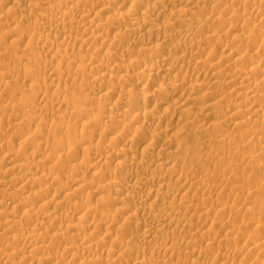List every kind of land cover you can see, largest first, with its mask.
Returning <instances> with one entry per match:
<instances>
[{"label": "rangeland", "instance_id": "374dc122", "mask_svg": "<svg viewBox=\"0 0 264 264\" xmlns=\"http://www.w3.org/2000/svg\"><path fill=\"white\" fill-rule=\"evenodd\" d=\"M2 1V2H1ZM36 1L38 3H36ZM45 1V2H44ZM49 1V0H48ZM53 2L55 0H52ZM61 1L62 0H56L55 2H59V5H61ZM64 1V0H63ZM62 1V2H63ZM75 1V3H73ZM80 2L77 3V0H72V4L73 5H77L79 6L80 9H83V10H86L88 9L90 12V14H92V17L90 18H87L86 20H84L82 22V20L80 19V17H75L72 21L70 20L69 22L71 23H63L65 24L66 26H62V22H58V21H54L52 19V22L51 20L49 19H46L43 16H39V13L43 12L44 14L45 13H49L51 12L54 8L53 11H57L58 8L60 9H66L67 6L66 4L63 2L62 3V7H56V3H52L51 0H50V3H47V0H43L41 2V0H0V21H8L7 23H5L6 25L4 27H0V46L2 47L4 44H6V49H8L6 51V49H4L2 47V51L3 49L5 50V53L3 51L0 50V70H2L1 72L3 73V71H5V73H8V76L10 74V76H14V78H10L9 79H5L4 80V83L3 80L0 79L1 81V84H0V87L4 88V90L2 91V89H0V97H2L0 99V108H2L0 110V114H2V117L5 116V119L1 117L0 115V118H2L3 120H1L0 122V129L3 130L4 133H2L3 135L0 134V229L2 227V224L3 222H7L8 223V218L9 216L11 217L10 218V221H13V219L15 220L14 223H10V226H13L11 227L12 229L8 228L7 230H9L10 233H12L13 235H16L20 232H22L21 234L19 233V235H24V236H27L31 233H36V231L39 229V231H37L38 233H42L40 234V237L38 239V242L41 244L38 245V247H36L35 249L31 246V248L29 247L30 245H28V250L25 248L26 246L24 245L23 242H19V244L15 241H13L12 239H9V238H12V234L8 233L6 234L4 232V229L3 228L2 230H0V250H3V254L8 252L9 249L13 248L15 249V251L13 249V251H9L8 253L6 254H2L0 255V260L2 261L1 263H3L5 260H7V257L9 259H14V262L16 261V263H20L21 262V258H22V263L21 264H29L30 262L28 261H25L23 259V254H24V258L27 257V256H34L35 258H40V257H44L46 258L47 256L52 258V260L49 262V264H81V262H84V259L85 261L88 260V263L89 264H140V261H141V264H147V263H150V261L152 260H155L158 261V264H164L163 262H167V264H264V139L262 138V134L257 136V135H253L251 134L250 132V129L251 131H253L255 128H257L259 131H264V114H260L261 116H259V114L255 115V112L252 114L251 113V109L253 108H256V110H259V108L262 110L264 109V99H261V98H264L263 97V93L264 91H262V89L264 90V80L262 79L264 76V2H261L260 3V0H241L239 2V0H221V3H219L220 1L219 0H210V1H206V0H113L111 2V4H107L105 3V8L102 7L104 4L102 2V0L98 1V3H96L97 1L96 0H91L89 2H87L85 0H78ZM137 1V2H136ZM144 1V2H143ZM174 4H173V2ZM188 1V2H187ZM191 1V2H190ZM213 1V2H212ZM219 1V2H218ZM263 1V0H261ZM44 2V3H43ZM87 2V3H86ZM101 2V3H100ZM171 2V3H170ZM191 4H190V3ZM199 2V3H198ZM203 2V3H201ZM205 2H208L205 4ZM215 2V3H214ZM217 2V3H216ZM223 2V3H222ZM252 4V6L249 4V3ZM257 2L259 4H257ZM52 3V4H51ZM77 3V4H76ZM86 3V4H85ZM90 3V4H89ZM100 3V5H98ZM115 3V4H113ZM134 5H133V4ZM142 3V4H141ZM148 3V4H147ZM153 3V4H151ZM183 3V4H182ZM188 3V4H187ZM197 3V4H196ZM219 3V5L217 6V4ZM257 5H256V4ZM38 4V5H37ZM44 4V5H43ZM51 4V6H50ZM55 5V6H52V5ZM79 4H82L81 6ZM97 8L96 7V5ZM202 4V5H201ZM204 4V5H203ZM214 4V5H213ZM255 4L256 7H260L259 9L255 7ZM263 4V5H262ZM36 5V6H35ZM58 5V6H59ZM71 5V4H70ZM69 5V6H70ZM85 5V7H84ZM95 5V6H94ZM132 5V6H131ZM164 5V6H163ZM187 5V6H186ZM199 5V6H198ZM210 5V6H209ZM49 8H48V7ZM149 6V7H148ZM151 6L153 8H151ZM184 6V7H183ZM192 6V7H191ZM36 7V8H34ZM47 7V9H46ZM51 7V8H50ZM95 7V8H93ZM103 11H102V8ZM132 7V8H131ZM149 9H148V8ZM155 7V8H154ZM162 7V8H161ZM53 8V9H52ZM111 8V9H110ZM137 9L136 10V15L134 16V19H130V18H127L126 16L124 15H129V12L133 11L134 9ZM189 8V9H188ZM193 8V9H192ZM262 8V9H261ZM34 10V12L32 10ZM49 9V10H48ZM52 9V10H51ZM129 9V10H128ZM177 9V10H176ZM183 9V10H182ZM258 9V10H257ZM25 10V11H24ZM47 11V12H44V11ZM51 10V11H50ZM98 10L102 11V14L101 16H97L98 18V22H100L99 25H101L102 27H105L102 29V34L99 32L97 33H100V34H96V32L94 33V31H97V29L94 27V29L92 28H89V20H95V13L94 12H98ZM107 10V11H105ZM146 10V11H145ZM173 10V11H172ZM183 12H182V11ZM31 11V12H30ZM82 11V10H81ZM105 11V12H104ZM178 11V12H177ZM181 11V12H180ZM195 13H194V12ZM36 12V13H35ZM120 12V13H119ZM143 12V13H142ZM146 12V13H145ZM258 12V13H257ZM20 13V14H19ZM38 13V14H37ZM107 13V14H106ZM125 13V14H124ZM128 13V14H126ZM178 13V14H176ZM187 13V14H186ZM29 14V15H28ZM32 14V15H31ZM183 15V16H180V15ZM191 14V15H190ZM257 14V15H256ZM117 15V16H116ZM121 15V16H120ZM123 15V16H122ZM185 15V16H184ZM193 15V17H192ZM195 15V16H194ZM218 15V16H216ZM223 15V16H222ZM24 16V17H23ZM37 16V18H35ZM107 16V17H106ZM173 16V17H172ZM176 16V17H175ZM190 16V17H188ZM198 16V17H197ZM210 16V17H209ZM216 16V17H215ZM221 16V17H219ZM6 17V18H5ZM7 17H10V18H7ZM27 17V18H26ZM122 17V18H121ZM126 17V18H125ZM175 17V18H174ZM178 17V18H177ZM182 17V18H180ZM185 17V18H184ZM210 19H208V18ZM224 17V18H223ZM93 18V19H92ZM106 18V19H105ZM111 18V19H110ZM117 18V19H116ZM184 18V20H183ZM194 18V19H192ZM205 18V19H204ZM213 18V19H211ZM216 18V19H215ZM26 19V20H25ZM44 19V20H43ZM97 19L93 20V24L95 26H98V22ZM105 19V20H104ZM113 19V20H112ZM146 19V23L147 25L145 24L144 27H139L140 28V31L138 29V34L134 35L133 34H130L131 36H125L127 35L128 33H125V32H128L129 30H131L134 26H140V24H137L139 20H144ZM171 19V20H170ZM175 19V20H174ZM201 19V20H200ZM204 19V20H203ZM215 21H212L214 20ZM220 20V21H217ZM245 19V20H243ZM12 20V21H11ZM36 20L38 22H36ZM46 20H48L46 22ZM122 20V21H121ZM136 20V21H135ZM189 20V21H187ZM25 21V22H24ZM50 21V22H49ZM185 21H187L185 23ZM191 21H197L195 24H192ZM202 21V23H201ZM210 23H209V22ZM30 22V23H29ZM43 22H46L48 24H45ZM67 22V21H66ZM108 22V23H107ZM127 22H129L127 24ZM134 22V23H133ZM151 22V23H150ZM155 22V23H154ZM190 22V23H189ZM205 22V24H204ZM23 26H22V24ZM43 26H42V24ZM96 23V24H95ZM101 23H104V24H101ZM123 23V24H122ZM158 25H157V24ZM200 23H201V26H200ZM31 24V25H30ZM41 24V25H40ZM58 24V25H57ZM85 24V25H84ZM107 24V25H106ZM110 24V25H109ZM114 24V25H113ZM132 24V25H130ZM137 24V25H136ZM155 25V27L158 28V31H153L151 32V30L149 31V27L152 26V25ZM185 24V25H184ZM194 26H192V25ZM203 24V25H202ZM8 25V26H7ZM47 25L52 29H49V27H47ZM53 25V26H52ZM60 25V26H59ZM68 25V27H67ZM121 25V26H120ZM130 27H129V26ZM211 25V26H210ZM261 25V26H260ZM7 26V28H6ZM20 26V27H19ZM46 26V27H44ZM58 26V27H57ZM87 26V27H86ZM108 26V27H107ZM127 26V27H126ZM160 26V27H159ZM256 26V27H255ZM16 27V29H15ZM18 27V28H17ZM42 27V28H40ZM55 27V28H54ZM58 29H57V28ZM62 27V28H61ZM65 27V30H67L65 33L62 32L63 28ZM194 28V29H191V28ZM200 28V29H197V32H196V28ZM205 27V28H204ZM209 27V29H207ZM38 28V30H37ZM44 28V29H43ZM67 28V29H66ZM72 30H71V29ZM113 28V29H112ZM120 28V30H119ZM179 28V29H178ZM215 28V30L213 29ZM255 31H254V29ZM6 29V30H5ZM9 29V30H8ZM14 29V30H13ZM18 29V30H17ZM53 29H56V31L53 32ZM70 29V30H69ZM88 29V30H87ZM92 29V31H91ZM160 29V30H159ZM188 29L190 30V32L192 33H187ZM13 30V31H12ZM17 30V31H15ZM37 30V31H36ZM51 30V32L49 31ZM58 30V34L56 33ZM63 30V31H65ZM69 30V31H68ZM127 30V31H126ZM187 30V31H186ZM194 30V31H192ZM218 30V32H217ZM9 31V32H7ZM120 31V32H119ZM123 31V32H122ZM171 31V32H170ZM208 31V32H207ZM221 31V32H220ZM11 34V33H15L16 34V39L18 37V39L21 37L22 39H19L21 40L20 42L22 43H14V39L15 37H9L7 34ZM17 32V33H16ZM19 32V33H18ZM22 32V33H21ZM33 32V33H32ZM37 32L39 34H37ZM71 32V34H69ZM91 32V33H90ZM123 34H122V33ZM146 32V33H144ZM199 32V33H198ZM207 32V34L205 33ZM220 32V33H219ZM3 33V34H2ZM26 33V34H25ZM36 33V36H34ZM43 33V34H41ZM49 33V34H48ZM68 34L66 35L67 36V40H66V36L65 34ZM73 33V34H72ZM89 35H88V34ZM94 33V34H93ZM119 33V34H118ZM150 33V34H149ZM161 33V34H160ZM200 33L205 34L204 37L202 35H200ZM51 34V35H50ZM88 36H87V35ZM93 34V35H92ZM194 34V35H193ZM197 34V36H196ZM199 34V35H198ZM219 34V35H218ZM5 35V36H4ZM31 35V36H30ZM38 35H42V41L45 40V38L49 39V41L51 42V40L55 41V42H51V45L49 46H46L44 45L43 46H40V47H36V46H33L31 45L34 44L36 45V43L41 40L40 36ZM63 35L65 37H63ZM95 35V36H94ZM119 35V37L117 38V36ZM120 35H124L123 38L121 39L122 41H120ZM142 35V36H141ZM187 35V36H186ZM212 35V36H211ZM223 35V37H222ZM252 35V36H251ZM255 35V36H254ZM58 36V37H57ZM74 37V39L72 37ZM76 36V37H75ZM77 36L79 38H82V37H85L83 38L85 40L84 43H81V45L75 41V38H77ZM94 36V38H93ZM98 36V37H97ZM102 36V37H101ZM146 36V37H145ZM196 36V37H195ZM199 36V38H198ZM247 36V37H246ZM36 37V38H35ZM39 37V39H38ZM45 37V38H44ZM49 37V38H48ZM71 37V38H70ZM90 37V38H88ZM137 37V38H136ZM186 37V38H185ZM190 37V39H189ZM216 39V40H214ZM218 37V38H217ZM221 37V39H219ZM255 37V38H254ZM5 40H4V39ZM36 40H34V39ZM65 38V40H64ZM89 40H88V39ZM117 38V39H116ZM130 38V39H129ZM145 38V39H143ZM165 38V39H163ZM171 38V40H170ZM180 38V39H179ZM193 38V39H191ZM211 38V39H210ZM226 38V39H224ZM243 39L242 43H240L241 40H238V39ZM253 40H252V39ZM3 39V40H2ZM38 39V41H37ZM68 39H69V43H68ZM72 39V40H71ZM91 39V40H90ZM112 39V40H111ZM124 39V40H123ZM179 39V40H178ZM204 39V40H202ZM207 39V41H205ZM213 39V40H212ZM259 39V40H258ZM62 40V42H61ZM74 40V41H73ZM106 40V41H105ZM116 40V41H114ZM130 40V41H129ZM194 40V41H193ZM199 42H197V41ZM212 40V41H211ZM245 40V41H244ZM249 40V41H248ZM254 41V44L256 43V45L254 46V44H252L251 42ZM13 41V43L11 42ZM71 41V42H70ZM88 41V42H86ZM109 41L111 42H117L119 45L115 46L113 49H106L107 46H105ZM133 41V42H132ZM163 41V42H162ZM169 41V42H168ZM172 41H174V43H172ZM176 41V42H175ZM192 41V42H191ZM202 41V42H201ZM211 41V42H210ZM217 41V42H216ZM229 43H227V42ZM7 42V43H6ZM46 42V44H50L48 42V40L44 41V43ZM76 42V44H75ZM121 42V43H120ZM171 42V44H170ZM220 42V43H219ZM3 43V44H2ZM13 47H11L12 45ZM30 43L29 47H28V44ZM89 43V44H88ZM110 43V42H109ZM138 43V44H137ZM158 43V49L156 47L153 48L152 50V47ZM160 43V44H159ZM193 43V44H192ZM199 43V44H198ZM201 43V44H200ZM2 44V45H1ZM21 46H20V45ZM65 44V45H64ZM76 46H74V45ZM197 44V45H196ZM212 44V45H211ZM226 44V45H225ZM249 44V45H248ZM251 44V45H250ZM262 44V45H261ZM16 45V46H15ZM70 45V46H69ZM124 45V46H123ZM153 45V46H152ZM172 45V47H171ZM174 45V46H173ZM177 47H176V46ZM180 45H184V47L182 48ZM187 45V46H186ZM200 47H199V46ZM214 45V46H213ZM220 45V46H219ZM228 45V46H227ZM231 45V46H230ZM4 46V47H5ZM27 46V47H25ZM69 46V47H67ZM93 46V47H92ZM144 46V47H143ZM151 48V52H153V54L155 55H158L160 57H163V56H168V57H180L182 60H183V63L182 65L184 66V68H194V72H195V75H197V79H199V81L202 80L203 84L202 85L203 87H201L200 89H192L190 90L188 88V85L187 86V89H186V93H192L193 94V97L195 96V99H196V102L193 104H191V108L187 110H183L182 109V104L181 103L182 101L180 100H177L175 98H178V95L174 96V97H171L170 95L166 94L165 92H163L162 94H160L163 90L158 88L160 83H162V76H166V78L164 80H166L165 82L167 83H170L169 81V76L171 78V75L169 74H166V71L163 70L162 67H159V70H160V76L161 78H155V79H151L153 80L152 82L149 81L147 78L145 79V77H141L138 81L136 79L134 80H128V82L124 80V76L129 74V73H136L138 68L134 66V64L130 63L129 60L131 59H146L148 60L149 64L151 67H156L159 65V61H156L157 58L155 55H153L150 51H148V49H146L147 47ZM178 46H179V49H178ZM198 46V47H197ZM223 46H226V47H223ZM233 46V48H231ZM252 46V47H251ZM0 47V48H1ZM31 47H35V49L31 48ZM43 47V49H41ZM51 47V48H50ZM59 47V48H58ZM69 48L68 51L66 48ZM96 47L98 49H96ZM117 47V48H116ZM130 47V48H129ZM197 47V48H196ZM220 47V48H219ZM229 47V48H228ZM263 47V49H262ZM26 48V49H25ZM50 48V49H49ZM56 48V49H55ZM64 48L66 49V52L64 50ZM76 50V51H73V49ZM88 48V49H86ZM95 48V49H94ZM100 48V49H99ZM105 48V49H104ZM127 50H126V49ZM140 48V49H139ZM142 48V49H141ZM177 48V49H175ZM188 48H190L188 50ZM204 48V49H203ZM219 48V49H218ZM224 48H225V51H224ZM12 49V50H11ZM33 49V50H32ZM37 49V51H36ZM60 49V50H59ZM64 50L63 52H59ZM72 49V50H71ZM80 49V50H79ZM117 49V50H116ZM121 49V50H120ZM132 49V50H131ZM207 49V50H206ZM210 49V50H209ZM228 49V50H227ZM11 50V51H10ZM17 50V51H16ZM27 50V52H26ZM51 50V52H50ZM87 50V51H86ZM91 50V51H90ZM95 50H100L101 54L98 59L102 58L103 60L100 61V62H106L107 60V66H100L99 63L97 65V67H93L90 71V70H87V71H78L77 69V72L75 74V71L77 67L79 66H83L84 64H87L89 61H92L93 60H96L97 58L95 57V55H99L97 54L96 52H94ZM107 50V54L105 53V51ZM112 50L114 51L112 53ZM140 50V52H138ZM142 50V51H141ZM147 50V51H146ZM157 50V51H156ZM177 50H180V51H177ZM187 50V52H186ZM197 50V51H195ZM205 50H206V53H205ZM217 50V52H216ZM220 50V51H219ZM227 50V51H226ZM234 51V53L232 52V54H230L231 52L230 51ZM237 50V52H236ZM259 50V51H258ZM9 51V52H8ZM19 51V52H18ZM23 51V52H22ZM24 51H25V54H24ZM33 51V52H32ZM44 51V52H43ZM71 51L72 52H75L74 54L72 53L71 54ZM110 51V53H109ZM117 51V52H116ZM131 53V51H133V53L129 54V52ZM147 53H145V52ZM191 51V52H189ZM201 51V52H200ZM219 51V52H218ZM224 51V53H223ZM13 55H12V53ZM17 52V53H16ZM54 52V53H53ZM81 52V53H80ZM116 52V53H115ZM151 53L153 56L151 58L150 54ZM183 52V53H182ZM189 52V53H188ZM204 52V53H203ZM227 52V53H225ZM230 52V53H229ZM236 52V53H235ZM241 54H240V53ZM258 54H257V53ZM10 53V54H9ZM16 53V54H15ZM24 54L25 57L24 59L21 58V54ZM29 53V54H28ZM41 53V54H40ZM63 53V55L65 56L63 59H56L55 58V54H61ZM72 56L68 55L69 54ZM83 53V54H82ZM94 53V54H93ZM96 53V54H95ZM142 53V54H141ZM157 53V54H156ZM223 53V54H222ZM261 55H260V54ZM15 54V55H14ZM88 54V55H87ZM90 54V55H89ZM111 55V56H116L117 55V59L118 57L120 56L119 60H117L116 62L118 63V61L121 63H123V67H116L112 64V60L111 58H109L108 56L106 55ZM116 54V55H114ZM122 54V55H121ZM126 54V55H125ZM209 54V55H208ZM219 54V55H218ZM244 54V55H243ZM19 55V58H21L20 60L18 59V56ZM75 57H74V56ZM93 55V56H92ZM109 55V56H110ZM148 55V56H147ZM222 55H225V57H227L226 55H228L227 58H225L224 60V56ZM233 55V56H232ZM240 55L244 56L243 57V60L241 59H238L240 57ZM248 55V56H247ZM252 55V56H251ZM12 58H11V57ZM40 56V57H39ZM43 56V57H42ZM54 56V57H52ZM67 56V58H66ZM84 56V57H83ZM110 56V57H111ZM135 56H138L137 58ZM150 56V57H149ZM186 56V57H185ZM237 56V58H236ZM251 56V57H250ZM28 57V58H26ZM39 57V58H38ZM82 57V58H81ZM86 57V58H85ZM93 57V58H92ZM108 57V58H106ZM189 57V58H188ZM197 57V58H196ZM221 57H223V60H221ZM249 57V58H247ZM256 57V59H254ZM259 57V58H257ZM54 58V60H53ZM67 60H66V59ZM88 58V59H87ZM96 58V59H95ZM125 58V59H124ZM131 58V59H129ZM196 58V59H194ZM201 58V59H200ZM261 58H262V61H261ZM27 59V60H26ZM70 59V60H69ZM83 59V60H82ZM203 61V62H209V63H214V61L217 62L219 61V63L217 64L218 66V69H217V72L218 73H215V74H219L218 76L216 75V77H212L214 78V80L211 78V75H212V71H208L207 69V72L203 69L202 65H201V62L199 61ZM217 61H216V60ZM252 59V60H251ZM12 60V61H11ZM24 60V61H23ZM33 60V61H32ZM38 60V61H37ZM64 60V61H62ZM69 60V62H67ZM205 60V61H204ZM214 60V61H213ZM221 60V61H220ZM240 60V61H238ZM256 60H258V62H255ZM23 61V62H22ZM29 61H32V62H29ZM35 61V63H34ZM52 61V62H51ZM127 61V62H126ZM156 61V62H155ZM251 61V62H250ZM28 62V63H27ZM40 64H39V63ZM72 64H71V63ZM115 62V63H116ZM198 62V63H196ZM207 62V63H208ZM250 62V64H249ZM255 62V63H254ZM63 63V64H62ZM82 63H84L82 65ZM196 63V65L194 64ZM252 63V64H251ZM254 63V64H253ZM256 63H257V66L259 67H263L261 71V73H257V72H251V75H247V86L244 85V88L241 90L242 92L244 91H247L248 89V86L253 87V88H256L257 87V91L258 93H260L262 96L260 98H258L256 101H255V106L253 107V103L250 105L247 103V100L244 98V96H242L236 89L238 88V86H240L241 84L240 81L243 80V78H240V76L237 78L235 77V68L237 67H240V66H243V67H240V68H251L252 66L255 67L256 66ZM34 65V67L32 68V65ZM41 66H39V65ZM49 64V65H48ZM52 64V68H51V65ZM68 64V65H67ZM101 64V63H100ZM109 64V65H108ZM112 64V65H110ZM127 64V65H126ZM215 64V63H214ZM220 64V65H219ZM249 64V65H248ZM30 66L29 68H26L28 66ZM45 65H48V67L50 66V69L47 71V69L44 68ZM56 65V66H54ZM71 65V66H70ZM78 65V66H77ZM126 65V66H125ZM194 65V66H193ZM221 65L224 67L222 69ZM23 66V68H22ZM62 66V68H61ZM75 66H77L75 68ZM251 66V67H250ZM56 67V68H55ZM58 67V72L57 71H54V69L56 70ZM68 67V68H67ZM74 70H73V68ZM104 67V68H103ZM107 67V68H106ZM198 70H197V68ZM221 67V68H220ZM11 68V69H10ZM40 68V70H39ZM42 68V69H41ZM70 68V69H69ZM96 68V69H94ZM133 68V69H132ZM171 68V67H170ZM246 68V69H247ZM22 69V71H21ZM36 71H34V70ZM108 69V70H107ZM184 69V70H185ZM220 69L221 72H220ZM239 69V68H238ZM236 69V70H238ZM71 70V71H69ZM73 70L74 74H69L71 73ZM106 70H107V73H106ZM136 70V71H135ZM30 73H33V75L31 76ZM33 71V72H32ZM40 71V72H39ZM49 71H51L49 73ZM67 71V72H65ZM225 71V72H223ZM233 71V72H232ZM0 72V73H1ZM11 72V73H10ZM13 72V73H12ZM35 72V73H34ZM52 72H54L53 74H51ZM78 72H80V74H78ZM84 72V73H83ZM95 72V73H93ZM200 72V74H199ZM263 72V74H262ZM29 73V74H28ZM68 73V74H67ZM104 73L106 75V77L104 78ZM209 73V75H207ZM233 73V74H232ZM36 74V75H35ZM55 74V76H54ZM67 74V75H66ZM85 74V75H83ZM97 74L98 75H102V78L98 81V82H94L95 80V77L94 79L92 78L93 76H95ZM125 74V75H124ZM199 74V75H198ZM205 74V75H204ZM29 77L28 79L25 77ZM30 75V76H29ZM58 75V76H56ZM73 75V76H72ZM77 75V76H76ZM124 75V76H123ZM169 75V76H168ZM194 75V76H195ZM233 75H235L233 77ZM37 76V77H36ZM62 76V77H61ZM84 76V77H83ZM87 76V77H86ZM92 76V77H91ZM96 76V77H97ZM123 76V77H122ZM229 76V77H228ZM250 76V77H249ZM30 77L31 80L30 81ZM34 77V78H33ZM54 77V78H53ZM75 77V78H74ZM200 77V78H199ZM209 77V78H208ZM60 78V79H59ZM194 78V77H193ZM211 78V79H210ZM220 80H219V79ZM228 78V79H226ZM232 78H234V81H231L233 80ZM15 79V80H14ZM18 79V80H17ZM27 79V80H26ZM53 79V80H52ZM76 81H74V80ZM79 79V80H78ZM124 81H123V80ZM196 79V78H194ZM222 79V80H221ZM226 79V81H225ZM252 79V80H251ZM6 80H11L14 84L10 83L9 81H6ZM91 80L92 83H91ZM119 80L123 81V83L121 84V82H119ZM136 80V81H135ZM144 80V81H143ZM215 80H218V81H215ZM250 80V81H249ZM6 81V83H5ZM18 81V82H17ZM29 81V82H28ZM35 81V82H34ZM81 81V82H80ZM88 81L91 83H88ZM115 81L113 84H114V87L116 86L117 87V84H118V87L115 89V88H112L113 85L111 84V82ZM135 81V82H133ZM210 81V82H209ZM216 83H214V82ZM224 81V82H223ZM230 81V83L228 82ZM255 83H253V82ZM259 81V83L257 82ZM8 82V83H7ZM17 82V83H16ZM42 82V83H41ZM45 82V83H44ZM51 82V84H50ZM83 82V83H82ZM94 82V83H93ZM144 82V83H143ZM213 82L214 84L212 85ZM256 82L258 83L257 86H254L256 84ZM10 83V85H9ZM36 84L34 86L35 90L36 88L43 92H39L38 90L36 92H38L37 94L39 95L37 98L35 96H37V94L35 93L34 89L32 88V85ZM81 83V85H80ZM96 83V84H95ZM112 85H110V84ZM119 83L121 84L119 86ZM127 83V84H126ZM129 83V85H128ZM159 83V84H158ZM211 83V85H210ZM226 83V84H225ZM233 83V84H232ZM263 83V84H262ZM12 84V85H11ZM37 84L41 85L40 86H37ZM53 84V85H52ZM89 84V85H87ZM95 84V85H93ZM125 84V85H124ZM131 84V86H130ZM139 87H143V92L142 91H138L137 94H130L129 93V89L128 88H132L137 86ZM231 84V85H230ZM235 84V85H234ZM250 84V85H249ZM9 85V87H7ZM31 85V86H30ZM50 85V86H49ZM87 85V86H86ZM97 85V86H96ZM109 85V86H108ZM217 85V87H216ZM238 85V86H237ZM30 86V87H29ZM43 86V88H42ZM86 86V87H85ZM93 86V88H92ZM107 86L108 87H111L109 88V90L107 89ZM123 86V87H121ZM125 86V87H124ZM211 86V87H210ZM237 86V87H236ZM246 86V87H245ZM259 86V87H258ZM6 87V88H5ZM45 87V88H44ZM49 87L51 88V90L49 89ZM84 89H83V88ZM88 87V88H87ZM209 87V88H208ZM214 87V89H213ZM236 87V89H234ZM243 87V85L241 86ZM8 88V89H7ZM15 88L17 90H15ZM25 88L26 90V93L24 91ZM28 88V89H27ZM32 91H29L31 89ZM42 88V89H41ZM83 90H82V89ZM140 88V89H141ZM7 89V90H6ZM19 89L23 90V91H20ZM61 90V93L59 94L60 96H58V98L60 99V101H62L63 99L64 100H67L69 99V101L71 100V103L72 105L74 104V106H72L71 104L68 106L67 104L64 105V106H61V105H57L56 103H58L57 100H59L58 98L57 99H43V98H46L44 97V94H49L50 96V93L52 94V92H55V90L57 91H60ZM64 89V90H63ZM105 91H104V90ZM107 89V90H106ZM111 89V90H110ZM204 89V90H203ZM234 89V90H233ZM260 89V90H258ZM12 90H14V92L12 93ZM49 90V92H48ZM200 90V92H199ZM211 90V91H210ZM16 91V92H15ZM20 91V92H18ZM28 91V93H27ZM34 91V92H33ZM85 91V92H84ZM106 91H110V93H106ZM193 91V92H192ZM236 91L239 93L237 94ZM260 91V92H259ZM263 93H262V92ZM7 92H11V94L9 95V93ZM21 92H23L21 95ZM32 92V93H31ZM66 92V93H65ZM146 92V93H145ZM225 92V93H224ZM1 93H4L1 95ZM7 93V94H6ZM34 93V94H33ZM80 95H79V94ZM165 93V94H164ZM199 93V94H197ZM43 94V96H42ZM77 96H76V95ZM146 94V95H145ZM205 94V95H204ZM222 94V96H221ZM4 95V96H3ZM15 95V96H14ZM92 95V96H91ZM130 95V96H129ZM133 95V96H132ZM225 95V96H224ZM22 96V97H21ZM34 96V97H33ZM67 96V97H66ZM132 96V97H131ZM151 96H154V97H151ZM168 96V97H167ZM15 97V98H13ZM25 97V98H23ZM40 97V98H39ZM74 97V98H73ZM129 97V98H128ZM135 97V98H133ZM148 97V98H146ZM159 97V98H158ZM198 97V98H197ZM39 98V99H38ZM68 98V99H67ZM94 98V99H93ZM132 98V99H131ZM137 98V99H136ZM221 98V99H220ZM34 99L37 101H34ZM75 99V100H74ZM78 99V100H77ZM120 99V100H119ZM130 99V100H129ZM160 99V100H159ZM175 99V100H174ZM194 99V101H195ZM243 99V100H242ZM245 99V100H244ZM261 99V100H260ZM12 100V101H10ZM14 100V101H13ZM17 100V101H16ZM45 100V101H44ZM56 100V101H55ZM63 100V101H64ZM124 100V101H123ZM133 102H132V101ZM144 100V101H143ZM149 100V101H148ZM151 100V101H150ZM159 100V101H158ZM162 100V101H161ZM242 102L246 105L248 104V108H250V110L248 109V111H246V113L244 115H241V114H238V113H233L235 112L234 111V107L239 103V102ZM15 101L17 103V105H20V104H23V105H20L22 106L21 108H23V106L26 104V106H24V109H23V113L24 112H27L29 113V115H31V119L30 116H25L24 114H17V115H14V111L11 109V111L9 112V106L11 105H14L15 104ZM39 101V102H38ZM47 101H49V104L47 103ZM51 101L54 103H52L53 105H51ZM59 101V102H60ZM80 101V102H79ZM131 101V102H130ZM139 101V102H138ZM246 101V102H245ZM259 103H258V102ZM21 102V103H20ZM23 102V103H22ZM30 102V103H29ZM45 102V103H44ZM65 102V101H64ZM128 102V103H127ZM136 102V104H135ZM148 102V103H147ZM159 102V103H158ZM161 102V103H160ZM12 103V104H11ZM80 103V105H79ZM118 103L120 105H118ZM124 103V104H123ZM145 103V104H144ZM147 103V104H146ZM156 103V104H155ZM216 103V105H214ZM220 103H221V106H220ZM242 103V104H243ZM5 104V106H4ZM34 104V105H33ZM37 104V105H36ZM45 104V106H44ZM48 104V105H46ZM127 104V105H125ZM129 104V105H128ZM142 104V105H141ZM214 108H213V106ZM217 104H219V108L217 106ZM236 104V105H235ZM257 104V105H256ZM261 104V105H259ZM3 105V106H2ZM9 105V106H8ZM88 105V106H87ZM131 105V106H130ZM147 105V106H146ZM155 105V106H154ZM233 105V106H232ZM240 105V104H239ZM237 105V106H239ZM32 106V108H31ZM36 106V107H35ZM42 106V107H41ZM44 106V107H43ZM52 106V107H50ZM63 110H62V108ZM105 106V107H103ZM132 106L135 108V109H132ZM145 106V107H144ZM212 106V107H211ZM217 106V107H215ZM228 108H225L227 107ZM258 106V107H257ZM6 107V108H5ZM9 107V108H7ZM28 107V108H26ZM40 107V109H39ZM49 107V109L47 108ZM54 107V109H53ZM81 107V108H80ZM113 107V109H112ZM121 107V108H120ZM142 107V108H141ZM148 107V108H147ZM233 107V108H232ZM263 107V108H262ZM31 108V109H29ZM35 108V109H34ZM38 108V109H37ZM52 108V109H51ZM61 108V109H60ZM86 108L88 110H86ZM118 108V109H117ZM124 110H129L127 111L126 113H124L123 109ZM139 108V109H138ZM212 108V109H211ZM222 108V109H221ZM7 110V113L6 112H3V110ZM9 109V110H8ZM27 109V110H25ZM47 109V110H45ZM83 109V110H82ZM117 109V110H116ZM204 109V110H203ZM211 109V110H210ZM214 109V110H213ZM216 109V110H215ZM226 109V110H225ZM4 110V111H5ZM25 110V111H24ZM33 110H37L36 113L35 111ZM48 110H50L48 112ZM79 110V111H78ZM82 110V111H81ZM138 110V111H137ZM147 110V111H146ZM181 110V111H180ZM208 110V111H207ZM232 110V111H231ZM13 111V113H12ZM30 111V112H29ZM43 111V112H42ZM62 111V112H61ZM78 111V113H77ZM81 111V113H80ZM86 111V112H85ZM111 111V112H110ZM132 111V112H131ZM205 113H204V112ZM227 111V112H226ZM229 111V112H228ZM6 114V115H4ZM69 112V113H68ZM77 114H76V113ZM119 112H123L122 114H120ZM149 112L150 114L149 115H152L149 117L150 121H148L149 119H145L144 115ZM153 112V114L151 113ZM156 112V114H155ZM253 112V110H252ZM31 113V114H30ZM40 113V114H39ZM71 113V114H70ZM74 113V114H73ZM86 113H89V114H86ZM119 113V114H118ZM158 113V114H157ZM208 113V114H207ZM226 113V114H225ZM12 114V115H11ZM38 116H36V115ZM44 114V115H42ZM128 117H126V115ZM139 114V115H138ZM207 114V115H206ZM230 114V115H229ZM232 114V115H231ZM235 114V115H234ZM247 114V115H246ZM80 115V116H79ZM90 115V116H89ZM100 117V118H98ZM234 115V116H233ZM252 115V117L250 116ZM22 118H21V117ZM25 116V118L23 117ZM33 116V117H32ZM36 118H35V117ZM62 116V117H61ZM75 116V117H74ZM78 118H77V117ZM84 116V117H82ZM244 118H243V117ZM16 117H19L18 119H16ZM38 117V118H37ZM122 117V118H121ZM141 117V118H140ZM154 117V118H153ZM255 117V118H254ZM262 117V118H261ZM8 118V120H7ZM9 118H12V119H9ZM34 118V120H33ZM44 118V119H43ZM90 118V119H89ZM97 118V120H95ZM119 118V119H118ZM131 118V119H130ZM161 118V119H159ZM240 118V119H239ZM243 118V119H242ZM252 118V119H251ZM254 118V119H253ZM257 118V119H256ZM259 118V120H258ZM42 119V120H41ZM46 119V120H45ZM77 119V121H76ZM88 119V120H87ZM99 119H102L100 122ZM127 119V120H126ZM153 119V120H151ZM250 121L249 122V125L247 126H244L241 130V128L239 129V126L236 125L237 122H242V120H244V122H247L246 120ZM10 120V121H9ZM15 120V122H14ZM21 120V121H20ZM29 120V121H28ZM33 120V121H32ZM45 122H44V121ZM61 120L65 123H62ZM99 120V121H98ZM126 120V121H124ZM144 120V121H143ZM221 120V121H220ZM254 120V121H253ZM4 121V122H2ZM16 121H20V122H24L25 123V126H23L22 128H19V129H22V130H16L13 128L14 125H16L17 123L19 122H16ZM43 121V125H47L45 126V129L41 126L42 124L40 122ZM70 121V122H69ZM73 121V122H72ZM109 121V123H108ZM121 121V122H120ZM141 124L142 122H144L143 124V128L141 127L140 128H135L139 125V123ZM141 121V122H140ZM214 121H216L217 123H215ZM52 122H53V125H52ZM71 124H69V123ZM88 122H90L88 124ZM95 122V123H94ZM97 122V123H96ZM107 122V123H106ZM130 122V123H129ZM219 122V123H218ZM225 122V124H224ZM253 122V123H252ZM257 124H256V123ZM10 123V124H9ZM40 124L41 126H38V124ZM84 123H87L86 125ZM128 123V124H127ZM138 123V124H137ZM212 123V124H211ZM262 123V124H261ZM32 124V125H31ZM36 124L38 127H36ZM62 124V125H61ZM86 127V130H84V125ZM111 124V125H110ZM137 124V126H136ZM148 124V125H147ZM217 124V125H215ZM28 125V127H26ZM31 125V126H30ZM50 125H51V128L54 132H52L50 128ZM69 125V126H68ZM70 125L73 127H70ZM107 125V126H106ZM127 125V126H126ZM214 125V126H213ZM222 125V126H221ZM49 126V127H48ZM53 126V127H52ZM55 126V127H54ZM67 126V127H66ZM87 126H89L87 128ZM123 126H126L125 128ZM154 126V127H153ZM256 126V127H255ZM15 127V126H14ZM63 127V128H62ZM84 127V128H83ZM97 127V128H96ZM101 127V128H100ZM108 127V128H107ZM223 127V129H222ZM255 127V128H253ZM259 127V128H258ZM12 128V129H11ZM38 128V129H36ZM48 128V129H47ZM60 128V129H59ZM67 128V130H65ZM71 128V130L69 129ZM75 128V129H74ZM77 128V129H76ZM94 128V129H92ZM206 128V129H204ZM261 128V129H260ZM25 129V130H24ZM70 131H69V130ZM84 131H82V130ZM106 132H104V130ZM121 129V130H120ZM124 129V130H123ZM138 132H136L137 130ZM145 129H146V132H145ZM156 129V130H154ZM221 129V131L219 130ZM247 129V130H246ZM256 129V130H257ZM14 130V131H13ZM31 130V131H30ZM37 132H35V131ZM39 130V132H38ZM48 130V131H47ZM246 130V132H244ZM16 131V132H15ZM22 131V132H21ZM27 133H25V132ZM33 131V132H32ZM75 131V132H74ZM92 131V132H91ZM158 131V132H157ZM250 133H249V132ZM18 132L20 133L19 136L17 135ZM32 132V133H31ZM48 132V133H47ZM77 132V133H76ZM82 132V133H81ZM85 132V133H84ZM87 132V133H86ZM119 132V133H118ZM123 132V133H121ZM140 132V133H139ZM154 132V133H153ZM237 132V133H236ZM244 132V133H243ZM11 133V134H10ZM54 133V134H52ZM99 133V134H98ZM136 133V134H135ZM138 133V134H137ZM142 133V135H141ZM153 133V134H151ZM233 133V134H231ZM241 133V134H240ZM249 133V134H248ZM10 134V135H9ZM30 134V135H29ZM47 134H52V136H47ZM56 134H59L58 137ZM93 134V135H92ZM96 134V135H95ZM115 134V135H114ZM116 134L119 136H116ZM154 134H155V138H154ZM230 134V135H229ZM244 135V139H243V135ZM247 134V136L245 135ZM23 135V136H22ZM26 135V137H29V140L32 141L34 139V145L32 144H29L26 146V144H24V146H22V140L21 139H25L26 137H24ZM33 137H32V136ZM40 135V136H38ZM73 135L74 138H72L71 136ZM77 135V136H76ZM87 137H86V136ZM103 135V136H102ZM236 135V136H235ZM242 135V136H241ZM252 135V136H251ZM24 137V138H19V137ZM54 136V137H53ZM79 136H82L81 139H76L78 142H81L80 146H73L72 144L77 142V141H74L75 137L76 138H80ZM86 138H85V137ZM115 136H116V139L119 140L117 141L115 139ZM122 137L120 139H118L119 137ZM134 136V140L132 141L131 139L133 138ZM136 136V138H135ZM143 136V137H141ZM229 136V137H228ZM233 138H231V137ZM246 136V137H245ZM251 136V137H250ZM36 137V139H35ZM48 137H52V141L49 139L46 141V139H48ZM84 137V138H83ZM94 137V138H93ZM113 137H114V140H113ZM118 137V138H117ZM139 137V138H138ZM157 137V138H156ZM228 137V139H227ZM236 137H239V138H236ZM257 137V138H256ZM56 142L59 141V139L61 140V143H66V146L64 143L61 144L60 141H59V145H62L61 146V149L62 151H64L66 148L69 150V152L67 151H59L60 150V146L57 148V144L56 142H54L55 140ZM90 140H89V139ZM125 138V139H124ZM131 138V139H130ZM231 140H230V139ZM28 139V138H27ZM39 139V140H38ZM85 141H84V140ZM102 139V140H100ZM151 139V140H150ZM222 141H220V140ZM249 139V140H248ZM54 140V141H53ZM58 140V141H57ZM81 140V141H80ZM112 140V141H111ZM168 142H166V141ZM171 140V141H170ZM210 140V141H209ZM233 140V142H232ZM263 140V141H262ZM21 141V143H20ZM42 141V142H41ZM45 141V142H44ZM51 141V143H50ZM91 141V143H90ZM131 141V142H130ZM209 141V142H208ZM224 141V142H223ZM226 141V142H225ZM245 141V142H244ZM262 141V142H261ZM32 142V143H33ZM37 142V144H36ZM53 142V146L51 145ZM85 144V150L91 152V148L93 150V147H94V150L91 152V154L95 151V148L97 147V150L95 151L96 153H99L100 154H96L95 152L93 154L95 155H92L90 156L91 154L89 153H86L84 151V144ZM87 144H86V143ZM149 142V143H148ZM217 142V143H216ZM231 142V144L229 143ZM244 142V143H243ZM256 144H255V143ZM41 143H42V146H41ZM55 143V144H54ZM113 143V144H112ZM115 143V144H114ZM168 143L170 144L168 146ZM213 143V144H212ZM229 143V144H228ZM233 143V144H232ZM10 144V145H9ZM22 144V145H21ZM40 144V145H39ZM71 144V145H70ZM111 144V145H110ZM125 144V145H124ZM150 144V145H149ZM167 144V145H166ZM211 144V145H209ZM228 144V145H227ZM244 144H248V145H245ZM260 144V146H259ZM263 144V145H261ZM37 145V146H36ZM105 145V146H104ZM123 145V146H122ZM166 145V146H165ZM219 145V146H218ZM221 145L225 146L222 147ZM258 145V146H256ZM36 149V151L34 150V147ZM65 146V148L63 147ZM91 146V148L89 147ZM93 146V147H92ZM99 146V147H98ZM110 146V147H109ZM121 146V147H120ZM128 147V150L126 149ZM151 146V147H149ZM228 148H227V147ZM249 148H248V147ZM36 147H39V149H42V150H39L37 149ZM55 147V148H54ZM63 147V148H62ZM78 147V148H77ZM81 147V149H80ZM108 148V151L110 152H107V148ZM114 147V148H113ZM122 147H126V148H122ZM170 149H169V148ZM217 147V148H216ZM238 147V148H237ZM49 148V149H48ZM58 150H57V149ZM90 148V149H89ZM111 148V149H110ZM124 150V153L121 152L122 150ZM168 150H167V149ZM221 148V149H220ZM257 148H258V151H257ZM260 148V149H259ZM263 148V149H262ZM44 149V150H43ZM56 149V150H55ZM64 149V150H63ZM113 149V150H112ZM120 149V150H119ZM180 152H179V150ZM219 149V150H218ZM225 152H224V150ZM237 149V150H236ZM241 149V150H240ZM256 149V150H255ZM10 150V151H9ZM47 150V152H46ZM79 150V151H78ZM112 150V152L110 151ZM127 150V151H126ZM131 150V151H129ZM135 150V151H134ZM167 150V151H166ZM189 150V151H188ZM191 150V151H190ZM194 150V152H193ZM196 150V151H195ZM217 150V151H216ZM222 150V151H221ZM229 150V151H228ZM234 150V151H233ZM251 150V151H250ZM15 151V152H14ZM56 153V158L53 156L51 158V156L49 157V155H51L52 153ZM58 151V152H57ZM84 151V152H83ZM98 151V152H97ZM106 151V153H105ZM126 151V153H125ZM133 151V152H132ZM168 151H170L171 153H169ZM174 151H177V152H174ZM187 151V152H186ZM212 151V152H211ZM232 151V152H231ZM257 151V152H256ZM263 153V155L260 153ZM31 152H35L34 154H37L36 155H32L33 153ZM39 152V153H38ZM44 152V153H42ZM50 152V153H48ZM119 152V153H118ZM121 152V153H120ZM127 152H128V155H127ZM130 152V153H129ZM190 152V154H189ZM192 152V153H191ZM223 152V153H222ZM235 152V154H234ZM239 152V153H237ZM252 152V154H251ZM259 152V153H258ZM15 153V154H14ZM58 153V155H57ZM60 153H64V154H60ZM68 153V154H67ZM85 155H84V154ZM117 153V154H116ZM180 155H179V154ZM212 153V154H211ZM42 154L44 155V157L42 156ZM47 156H46V155ZM87 154L89 156H87ZM103 154V155H102ZM108 154V156H107ZM113 154V155H112ZM116 154V155H115ZM175 154V155H174ZM193 154V155H192ZM220 154V155H219ZM225 154V156H224ZM240 154V155H239ZM249 154V155H248ZM253 158H252V156ZM256 154V155H255ZM261 155V156H257V155ZM11 156V161L10 160H6V162L4 163H1V160L6 156ZM63 155V156H62ZM68 155V156H67ZM112 155V156H111ZM131 157H130V156ZM161 155V156H160ZM215 156L214 158L212 157ZM222 155V156H221ZM239 155V156H238ZM246 155V156H245ZM7 156V157H8ZM13 156V157H12ZM41 156V157H39ZM86 156V157H85ZM158 156L160 158H158ZM184 156V157H183ZM189 156V157H188ZM193 156V157H192ZM238 156V158H237ZM250 156V157H249ZM66 157V158H65ZM83 157V158H82ZM90 157V158H89ZM92 157V158H91ZM122 157V158H121ZM186 157V158H185ZM192 157V158H191ZM224 157V158H223ZM228 157V158H226ZM233 157V158H232ZM248 157V158H246ZM257 157V158H256ZM43 158H50V162L49 160L46 159H43ZM87 158V159H85ZM118 158V159H117ZM125 158V159H124ZM145 158V159H144ZM189 158V159H188ZM209 161H204L206 159ZM225 162H223L224 160ZM246 158V159H245ZM254 160H252V159ZM261 158H263L261 160ZM7 159V158H6ZM43 160V161H40ZM73 159V160H72ZM85 159V160H84ZM131 159V160H130ZM135 159V160H134ZM140 159V160H139ZM155 159V160H154ZM162 159V160H161ZM186 159V160H185ZM188 159V160H187ZM214 159V160H213ZM217 159V160H216ZM219 159V160H218ZM230 159V160H229ZM255 159H258V160H255ZM31 160V161H30ZM66 160V161H65ZM91 160V161H90ZM120 160V161H119ZM133 160V161H132ZM160 160V161H159ZM171 160V161H170ZM212 162H211V161ZM222 160V161H221ZM232 160V161H231ZM236 160V161H235ZM5 161V159H4ZM67 163H65V162ZM123 161V164L122 162ZM143 163V166H145L146 168L144 167H141L140 169L137 170V168H139L137 166V162L138 163ZM147 163V164H145ZM147 161V162H146ZM203 161V162H202ZM214 161H217V162H214ZM219 161H221V163H219ZM3 162V161H2ZM10 162V163H9ZM21 164L18 165L16 168H15V164ZM40 163V166L38 167V163ZM43 162H46L47 164L44 163V165L42 166ZM151 162V163H150ZM158 162V164H157ZM169 163L170 162V165L173 166V171L175 169V173L172 174V172H170L172 170V168L168 171V175L164 174L165 171L164 169L163 170H160V163ZM227 162V163H226ZM231 164H230V163ZM235 162V163H234ZM238 164H237V163ZM241 162V163H240ZM249 162V163H247ZM29 163V165H28ZM31 163V164H30ZM120 163V164H119ZM125 163V164H124ZM134 163V164H133ZM174 163V165H173ZM189 163V164H188ZM201 163V164H200ZM211 163V164H210ZM234 163V164H233ZM7 166H6V165ZM14 164V165H12ZM28 166H27V165ZM36 164H38L36 166ZM117 164V165H116ZM145 164V165H144ZM151 164V165H150ZM183 164V165H182ZM185 164H187L188 166H191L192 167V170H186L185 169ZM227 166H225V165ZM229 164H230V167H229ZM25 165V166H24ZM31 165V166H30ZM35 165V167L33 166ZM67 165V166H66ZM78 165V166H77ZM127 165V166H125ZM136 165V166H135ZM158 165H159V168H158ZM182 165V167H181ZM206 165V166H205ZM243 167H242V166ZM246 165V167H245ZM11 167L12 169H10L9 171L6 170V167ZM13 166V167H12ZM30 166L31 169H27V167ZM46 166V167H45ZM69 166V167H68ZM76 167L77 169H75L74 167ZM149 166V167H148ZM201 166V167H199ZM238 166V167H237ZM55 167H58V168H55ZM131 167V168H130ZM148 167V168H147ZM176 167V168H175ZM229 167V168H228ZM232 167V168H231ZM21 168V169H20ZM33 168H34V171H33ZM44 168V170H43ZM67 168V169H66ZM83 169L82 171L79 170ZM98 168L100 171H98ZM134 168V169H133ZM150 168V169H149ZM155 168V169H154ZM205 168V169H204ZM228 168V169H226ZM240 168V169H239ZM246 168V169H244ZM36 169V171H35ZM70 169V170H69ZM136 169V170H135ZM162 169V168H161ZM197 169V170H196ZM230 169V170H229ZM14 170V171H13ZM19 170V171H18ZM32 170V171H30ZM77 170V172H76ZM134 170V172H133ZM140 170V171H139ZM148 172H147V171ZM157 170V171H156ZM177 170V171H176ZM196 170V171H195ZM8 171V172H6ZM38 171V175H36L37 177H40L39 179L36 178V181L34 180L35 177H33L34 175V172L37 173ZM131 171V173H130ZM161 171V172H160ZM187 171V172H186ZM221 171V172H220ZM20 172V173H19ZM47 172V173H46ZM60 172V173H59ZM97 172V173H96ZM163 173L164 175H166V180L162 179V178H159V176H157L158 174L156 173ZM179 174H178V173ZM182 172V174L185 176L187 175L189 178H196L197 180L201 179L202 175H204L202 178H204L205 176V179H209L206 183L207 184H201V183H198L196 184L195 182V186H201V188L199 189V187H195V186H191L190 184L188 185V182H184L183 179L182 181H180L179 179V176L180 173ZM218 172V173H217ZM16 173V174H14ZM27 173V175H26ZM30 173V174H29ZM32 173V175H31ZM46 173V174H45ZM136 173V174H135ZM224 173V176L223 174ZM230 173V174H229ZM19 174H21V177H30L32 178L33 177V180L35 181L33 183V181L29 180L28 182H23V183H18L15 178L16 176H18ZM72 174L76 175V176H73L72 178L70 177V175L72 176ZM134 174V175H133ZM149 174V175H148ZM172 174V175H171ZM209 174V176H208ZM219 174V175H218ZM222 174V175H221ZM228 174V175H227ZM233 177H232V175ZM8 175V176H7ZM12 175H14L15 177H13ZM24 175V176H23ZM30 175V176H29ZM40 175V176H39ZM44 175V177H43ZM47 177H46V176ZM59 176L58 178H56L55 180L53 179L54 176ZM124 175V176H123ZM139 175V176H137ZM195 175V176H194ZM215 175V176H213ZM221 175V177H220ZM5 176V177H4ZM20 176V175H19ZM18 176V179H21V177L19 178ZM32 176V177H31ZM35 176V175H34ZM49 176V177H48ZM55 176V177H56ZM144 176V177H143ZM171 176V177H170ZM208 176V177H207ZM219 176V177H218ZM223 176V177H222ZM14 179H12V178ZM68 177V178H66ZM75 177V178H74ZM141 177V178H140ZM181 177V175H180ZM214 177V178H212ZM80 178V179H79ZM143 178V179H142ZM158 178V179H157ZM171 178V179H170ZM183 178V177H181ZM194 178V180H196ZM217 178V179H216ZM3 179V180H2ZM10 179L12 181H10ZM71 179H75L76 182L73 184L71 183ZM84 179V180H83ZM138 179V180H137ZM141 179V180H140ZM150 179V180H149ZM176 179H178V181H176ZM224 179V180H223ZM226 179H229L228 182ZM234 179V180H233ZM15 182H14V181ZM41 180V181H40ZM46 180V181H45ZM70 180V181H69ZM112 180V181H111ZM171 180V181H169ZM219 180L222 182H219ZM226 180V182H225ZM232 180V181H231ZM39 181V182H38ZM115 181V182H114ZM128 181V182H127ZM136 181V182H135ZM140 181V183H138ZM169 181V182H168ZM251 181V182H250ZM4 182V183H3ZM45 182V184H44ZM83 182V183H82ZM108 182H111V183H108ZM136 183L137 189L135 188H132L131 185L132 183ZM166 182V183H165ZM210 182V183H208ZM212 182V183H211ZM231 182V184H230ZM17 183V184H16ZM37 183V184H36ZM43 183L44 185H41ZM47 183V184H46ZM109 185H114L113 187H108L107 188V184ZM143 183V184H142ZM227 183V184H226ZM255 183V184H254ZM19 184V185H18ZM21 184H27L26 186H22ZM32 184V185H31ZM143 186H142V185ZM182 184V185H181ZM209 186H206L208 185ZM211 184V185H210ZM215 184V185H214ZM41 185L42 188L39 186ZM170 186V190L168 191V186ZM178 185V186H177ZM194 185V184H193ZM204 185V186H202ZM221 185V186H220ZM225 185V187H224ZM250 185V186H249ZM17 186V187H16ZM22 186V187H20ZM45 186V187H44ZM47 186V187H46ZM72 186V187H71ZM82 188H81V187ZM101 186V187H100ZM103 187H106L104 189ZM131 188H129V187ZM165 186V187H164ZM181 186V187H180ZM183 186V187H182ZM206 186V187H205ZM220 188H219V187ZM233 186V188L231 187ZM25 189H24V188ZM80 190H79V188ZM175 187V188H174ZM189 187V188H187ZM203 187V188H202ZM205 187V188H204ZM212 187V188H211ZM218 187V188H217ZM19 188V189H18ZM20 188H23V189H20ZM56 188H58L57 190H61L60 192H58L57 190H55ZM61 188V189H59ZM76 188V189H75ZM78 188V189H77ZM99 188V189H98ZM111 188V189H110ZM119 188V189H118ZM122 188V189H120ZM127 188V189H126ZM160 188V192L164 193L166 192L165 196L169 197L168 198H163V197H159L157 198L156 200V197H155V194L154 192H156L157 190H159ZM183 191H182V189ZM209 190H208V189ZM216 188V189H215ZM229 188V189H228ZM232 188V189H231ZM33 189V190H32ZM39 189V190H38ZM42 189V190H41ZM68 189H71V190H68ZM74 189V190H73ZM97 189L99 191H97ZM109 189V190H108ZM125 192H124V190ZM179 189V190H178ZM190 189V190H189ZM194 189V190H193ZM197 192H196V190ZM218 189V190H217ZM222 189V190H221ZM237 189V194H236V190ZM16 191L17 190V194H20L22 197H29L30 199V203L32 205V207H27L25 209H20L19 211H21L20 213H17L16 214L14 213L13 214V211H12V207L13 205L15 206L16 203L18 204V202L16 203H13L14 200L10 199L8 200L9 198L11 197H8L9 194L12 192V191ZM23 190V191H21ZM40 192L41 194H44V198L42 196V202L40 200V202H37L36 199L35 200H32L31 198L34 196L35 197V193L37 191ZM45 190V191H44ZM49 191V192H46ZM130 190V191H128ZM132 190V191H131ZM166 190V191H165ZM173 190V192L171 191ZM175 190V191H174ZM214 190V191H213ZM217 190V191H215ZM246 190V191H245ZM14 191L12 194H14ZM34 194H33V192ZM55 191V192H54ZM70 191V192H69ZM73 191H76L75 193ZM104 191V192H103ZM107 191V192H106ZM120 191H122L120 193ZM135 191V192H134ZM164 191V192H163ZM177 191V192H176ZM189 191V192H188ZM192 191V192H191ZM203 191V192H202ZM253 191V192H252ZM6 192V193H5ZM10 192V193H9ZM37 192V193H38ZM58 192V193H56ZM69 192V193H68ZM80 192V194L78 193ZM124 192V193H123ZM129 192V193H128ZM172 192V193H171ZM176 192V193H175ZM179 192V194H178ZM188 192V193H187ZM194 192V193H193ZM218 192V193H217ZM252 192V194H251ZM30 193H32L31 195H29ZM47 193V195H46ZM68 193V194H67ZM70 193H74L73 194H70ZM78 193V194H77ZM89 193V194H88ZM131 193V194H130ZM149 193V194H148ZM170 193V194H169ZM231 193V194H230ZM250 193V194H248ZM16 194V193H15ZM100 196H98V195ZM124 196H123V195ZM128 194V195H127ZM137 194V195H136ZM148 194V195H147ZM197 194V195H196ZM202 194V195H201ZM205 194V196H204ZM235 194V196H231ZM239 194V195H238ZM25 195H28V196H25ZM33 195V196H32ZM71 195V196H70ZM78 195V196H77ZM127 195V196H126ZM147 195V196H146ZM189 195V196H187ZM193 195V198H190L192 197ZM245 195V196H244ZM247 195V196H246ZM30 196H32L30 198ZM47 196V197H46ZM77 196V197H75ZM106 198H105V197ZM108 196V198H107ZM114 196V197H112ZM122 198L123 200V203L125 204H128L125 205L122 203V200L119 198ZM132 196H135L133 198H131ZM149 196V197H148ZM173 196V197H172ZM176 196V197H174ZM184 198H182V197ZM197 198H196V197ZM204 196V198H203ZM209 196V197H208ZM229 196V197H228ZM8 197V198H7ZM67 197V198H66ZM75 197V199H73ZM91 197V198H90ZM100 197H104V200ZM110 197V198H109ZM128 199H127V198ZM188 199H186V198ZM212 197V199H211ZM214 197V198H213ZM216 197V198H215ZM230 197H234V198H230ZM237 197L238 200H237ZM246 199H245V198ZM112 198H114L112 200ZM147 198V199H146ZM175 198V201L177 203H175L174 207L170 208V210L168 209L167 212L169 214V211H170V214H171V210L175 209V211L172 213L173 216H175V219H184V220H181L180 221L182 222L181 224L179 223V225L172 223H169L170 225V228L167 224V222L169 220H166L165 222V225L163 224L162 227H159V230L156 234V232L154 233H151V232H147V228L144 227L147 219H151L152 221H154L155 223V219L157 218L158 215L162 214L160 213L159 211L161 210L160 209V206L161 208L163 206H166L168 203L167 202H171V201H174ZM176 198L178 199V201L176 200ZM182 198V200H180ZM208 198L209 202H207L208 200L206 199ZM210 198V199H209ZM219 198V199H218ZM229 198V199H228ZM99 199L100 201H97ZM125 199V200H124ZM128 201H127V200ZM130 199L136 203L134 204L132 201H130ZM163 199V201H161ZM173 199V200H172ZM184 199V200H183ZM215 199V200H214ZM240 199V200H239ZM242 199V200H241ZM247 203H246V201ZM4 200V201H3ZM6 200V201H5ZM12 200V202H11ZM54 200V202L52 201ZM103 200V202H101ZM112 202H110V201ZM167 200V202H166ZM198 200V201H197ZM212 200V201H210ZM221 200V202L223 203L222 205H224V203L226 202L227 205L224 207H226V209H224L225 211H221L224 207L221 205V202L219 203L218 201ZM229 200V201H228ZM231 200V201H230ZM233 200V201H232ZM39 201V199H38ZM51 203H50V202ZM56 201V202H55ZM125 201V202H124ZM180 201V202H179ZM193 201V202H192ZM206 201V202H205ZM215 201H217L220 206H216L215 207ZM225 201V202H224ZM241 201V203H240ZM245 201V202H244ZM253 201V202H252ZM257 201V202H256ZM6 202V204H5ZM8 202V203H7ZM11 202V203H10ZM47 204H46V203ZM59 202V203H58ZM151 204L150 206L147 207V204ZM153 202V204H152ZM155 202V203H154ZM178 202L180 204H178ZM190 202H192L193 204H191ZM201 202V203H200ZM216 202V203H217ZM230 202V203H229ZM242 202L244 203V205L242 204ZM250 204H249V203ZM13 203V204H12ZM96 203V204H95ZM100 203V204H99ZM109 204L108 206H106L105 204ZM110 203H111V206H110ZM119 203V205H118ZM158 203V204H157ZM167 203V204H166ZM214 204V205H211ZM225 203V204H226ZM232 203H235L233 204L236 207L240 208H236V210H234V206L232 205ZM252 203V204H251ZM8 204H12V207ZM36 204V205H35ZM45 204V206H43ZM57 204V205H56ZM104 204V205H103ZM122 204V206H121ZM134 204V205H133ZM148 204V205H149ZM157 204V205H156ZM161 204V205H159ZM165 204V205H164ZM190 204V205H189ZM246 204V205H245ZM43 207H42V206ZM80 205V206H79ZM101 205V206H100ZM103 205V206H102ZM138 205V207L136 206ZM159 205V206H158ZM194 205V206H193ZM195 205H196V208H195ZM212 206V207H209V206ZM256 205V206H255ZM100 206V207H99ZM119 206V207H118ZM151 206H156L154 209L153 208H149ZM159 209H157L158 207ZM207 206V207H206ZM214 206V207H213ZM229 206L234 210L233 213H236V211H238L240 213V210L243 211L241 212V214H235V217L233 216V213L232 211H230L229 209ZM255 206V207H254ZM9 207V210L7 209ZM18 208V206H16ZM34 207V208H33ZM42 207V211L44 212V216L45 218H47V220L45 218H41V216H39V218L42 220H45L43 221L44 224H42L41 226L44 227V229L42 227H40V224L38 223V227L35 226L37 224H35V222H40L39 220H34L32 222V220L29 221L32 222V224L27 220H28V217L24 218V213L22 211H25L26 209L27 210H35V211H31V213L34 214V212H39V210H41ZM136 207V208H135ZM145 207V208H144ZM199 207V208H198ZM219 207V208H218ZM223 207V208H222ZM227 207H228V210H227ZM12 208V209H10ZM33 208V209H32ZM85 208V209H84ZM86 208H88V211L91 212L89 215H87V218L90 220L88 221V219H85L86 218V215L85 217L83 216L85 214L88 213V211H83V210H86ZM92 208V209H90ZM123 208L126 210L129 211V209L131 211H129L128 213L125 211V215L124 213H122L121 215H118L119 212H124L123 211ZM135 208V209H134ZM150 209V212H147L149 210L147 209ZM164 208V207H163ZM162 208V209H163ZM181 210H179V209ZM206 208V211L204 210ZM214 208L218 209V210H214ZM221 208V209H220ZM250 210H249V209ZM83 209V210H82ZM99 209V210H98ZM102 209V210H101ZM105 209V210H103ZM119 211H117V210ZM134 209V210H132ZM138 209V210H137ZM140 209V210H139ZM143 209V211L141 210ZM202 210L199 211V210ZM211 209V210H210ZM91 210V211H90ZM94 210V211H93ZM147 210V211H146ZM152 210V211H151ZM157 210V211H156ZM204 210V211H203ZM220 210V211H219ZM229 213H227V211ZM8 211H12V214L11 213H8ZM18 211V212H19ZM72 211V212H70ZM83 211V212H82ZM104 213H103V212ZM105 211H108L105 213ZM118 212L117 213V216H116V213L115 212ZM137 211L138 212V215L135 216L137 213L135 212ZM146 211V212H145ZM156 211V212H155ZM249 211L251 213H253V218L252 215L249 213ZM36 212V213H37ZM82 212V214L80 213ZM95 212V213H94ZM131 212V213H130ZM133 212V214H132ZM135 212V213H134ZM145 212V213H144ZM154 212V213H152ZM177 212V213H175ZM203 212H205V216H207V218L205 219V216H203ZM220 212V214L218 213ZM223 212V214L221 213ZM227 214H226V213ZM231 212V213H230ZM22 213V214H21ZM50 213V214H49ZM73 213V214H72ZM98 213V214H97ZM101 213V214H100ZM102 213L104 214V217L107 216L109 218L108 219H111L110 221L113 222V224L111 225V222H109L108 224H110L111 226L109 227L108 225L106 226H102V225H98V223L96 222L97 219H99V217L101 218L102 216H99V215H102ZM112 215H110V214ZM115 213V214H114ZM151 217L149 214H151ZM194 213H195V216H194ZM256 213V214H254ZM260 215L258 216L257 215ZM55 214V215H53ZM93 214V216H91ZM95 214V216H94ZM130 216H128V215ZM131 214L134 216L133 219L130 218L131 217ZM157 216H156V215ZM178 214V215H177ZM185 214V215H184ZM201 214L202 216L199 217ZM215 214H218L219 216L215 215ZM222 214V215H221ZM244 214V215H243ZM250 214V215H249ZM263 214V216H262ZM18 215V216H17ZM73 215V216H72ZM184 215V216H183ZM231 215L233 216V219L231 218ZM238 215V217H237ZM241 215V216H240ZM249 215V216H248ZM15 216V217H13ZM22 216H23V219H22ZM47 216V217H46ZM53 216H54V220H51ZM56 216H58L56 218ZM60 216L63 218L62 221H65V222H62V221H59V219L61 220ZM81 216L82 219L80 218ZM92 218H91V217ZM124 216L126 218H128L127 220H125L126 218H124ZM156 216V217H155ZM177 216V217H176ZM192 216V218H191ZM194 216V217H193ZM218 217V219L215 220L216 217ZM13 217V219H12ZM20 217V219H19ZM65 217V218H64ZM94 217V219H93ZM97 219H96V218ZM111 217V218H110ZM118 219H116V218ZM152 217H155V218H152ZM220 217V218H219ZM243 217V218H242ZM262 217V218H261ZM17 218V219H16ZM56 218V219H55ZM137 218V220H136ZM142 218V219H141ZM144 218V219H143ZM186 218V219H185ZM190 218V220H189ZM200 218V220H199ZM213 218V219H212ZM224 218V219H223ZM235 218V219H234ZM12 219V220H11ZM49 219H50V222H49ZM58 219V220H57ZM65 219V220H64ZM84 219V220H83ZM96 219V220H95ZM115 219V220H114ZM135 219V220H134ZM159 218H157L158 220ZM166 219V218H165ZM188 219V222L186 223ZM193 219V220H192ZM201 219H203L201 221ZM223 222H221V220ZM259 219V220H258ZM17 220V221H16ZM24 220V221H23ZM57 224L55 223L56 221ZM95 220V221H94ZM131 220V221H130ZM150 220V221H151ZM233 220V221H232ZM21 221V222H20ZM26 221V222H25ZM79 221V222H78ZM84 221V222H83ZM93 221V222H92ZM128 221V222H127ZM144 221V222H142ZM190 221V222H189ZM192 221V224H190ZM199 221V222H198ZM201 221V222H200ZM206 221V222H205ZM209 221V222H208ZM216 221V222H215ZM221 223V225H225V226H221L220 224H218L219 222ZM224 221H226V224L224 223ZM230 221H232L231 223L234 224L232 225L230 223ZM22 225V223L24 225H20L19 223ZM26 225H25V223ZM47 222V223H46ZM69 222H71L69 224ZM87 222V223H85ZM90 222V223H89ZM126 222V223H125ZM149 222V221H148ZM164 222V221H163ZM205 222V223H204ZM229 222L233 228V230L235 228V232L238 231L240 229V232H234L233 231V234L235 233L237 236L234 235H228L229 237L228 240L225 238L227 236V234H229L230 230H232L231 226L229 227L228 229V224L227 223ZM27 223H30L27 225ZM67 223L69 225H67ZM83 223V224H82ZM94 223V224H93ZM97 226H96V224ZM157 223L159 224V222L157 221ZM195 223V224H194ZM198 223V224H197ZM201 223V225H199ZM203 223V225H202ZM216 223V224H215ZM12 224V225H11ZM48 224V225H47ZM63 224V225H62ZM66 224V225H65ZM77 225V224H81L80 228H82V231H78L75 232L76 230H69L67 228H69V226L71 225ZM144 224V225H143ZM185 224V225H184ZM190 225V228H189V225ZM17 225V226H16ZM49 225L51 227H49ZM78 225V226H79ZM84 225V226H82ZM184 225V227L186 229H184V227L182 228V226ZM193 225V226H192ZM198 225V226H197ZM214 227H213V226ZM226 225H227V228H226ZM259 225H262V226H259ZM9 226V227H10ZM35 228H34V227ZM124 226V227H123ZM127 226V227H126ZM174 226L176 228H174ZM179 226V227H178ZM188 226V227H187ZM202 228H201V227ZM257 226L259 228H257ZM32 227L36 230L33 231ZM56 229L54 230L53 229ZM86 229H85V228ZM102 227V228H101ZM168 227V228H167ZM194 227V228H193ZM223 227V228H222ZM260 227H262L260 229ZM42 230H41V229ZM64 228V229H63ZM119 228V229H118ZM146 228V229H145ZM166 228V230H165ZM183 230H187V232H185V234L183 233L184 231H181V229ZM198 228V229H197ZM204 228V229H203ZM226 228V229H225ZM231 228V229H230ZM16 229V230H15ZM53 229V230H51ZM107 229V230H106ZM121 229V230H120ZM127 229V230H126ZM260 229V230H259ZM6 230V231H7ZM14 232H13V231ZM32 230V231H30ZM42 232H41V231ZM45 230V231H44ZM68 230L67 232H64ZM84 230V231H83ZM102 230V231H101ZM119 230V235L116 231ZM146 230V231H145ZM169 230V231H168ZM197 230V231H196ZM200 230L202 233L199 234ZM204 230V231H203ZM208 230H210L211 232H207ZM219 230V231H218ZM230 232H229V231ZM258 230V231H257ZM18 231V232H17ZM30 231V232H29ZM47 231V232H46ZM120 231H121V234H120ZM191 231V233H190ZM192 231L194 232V234H196L197 236H195ZM196 231V232H195ZM227 231V232H226ZM66 233L65 235H63L64 233ZM72 232V233H70ZM84 232V233H83ZM96 232H97V235H96ZM107 232V233H106ZM135 232V233H134ZM143 232H145L148 235H150L151 237L149 238V240H152V239H157L158 237V241H162V240H167L169 239V241L167 242L168 245H175L176 243V247H180V249L182 251L179 250L174 252L173 253H165L164 256H162L163 254L159 253V254H156L151 250L153 249L152 247L150 248V244H147V241L144 242H141V241H138L140 236ZM181 232V236H182V233H183V236L182 237H179V233ZM189 232V233H188ZM204 232V233H203ZM206 232V233H205ZM214 232V233H213ZM229 232V233H228ZM2 233V234H1ZM3 233H5L3 235ZM29 233V234H28ZM47 233V235H46ZM49 233V235H48ZM53 235H52V234ZM54 233L56 235H54ZM57 233L61 234L63 233L62 235H58ZM74 233V234H73ZM81 234V236L79 235V237H82V238H78V234ZM86 233V234H85ZM175 233V234H174ZM177 233V234H176ZM238 233V234H237ZM27 234V235H26ZM51 234V236H50ZM71 234V235H70ZM85 234V235H84ZM145 234V235H146ZM155 234V235H154ZM187 234V236H186ZM189 234V235H188ZM190 234L194 237H191ZM203 234V235H202ZM206 234V235H205ZM208 234V235H207ZM219 234V235H218ZM2 235V236H1ZM12 235V236H11ZM41 235L43 237H45L44 239L41 237ZM46 235V236H45ZM75 235V236H74ZM137 235V237H136ZM144 235V233H143ZM155 238H153L154 236ZM157 235V236H156ZM176 237L177 238V242H176V239L175 241L173 242V239L170 237ZM176 235V236H174ZM178 235V236H177ZM224 235H226L224 237ZM245 235V236H244ZM4 236V237H3ZM11 236V237H10ZM47 236H49V238H54L55 236H58L62 239L61 240V243L59 239H57V243L56 240L53 241L54 244L52 243L51 240H48L49 238H47ZM53 236V237H52ZM66 236H68L66 238ZM70 236V238H69ZM77 236V237H76ZM83 236H87L86 238L89 239L88 236H90V238H95V240H93V242L97 241H106V242H102L101 244L100 243H97V245L94 243H91L89 242V244L91 246H89L92 250L90 251L89 254L85 255L84 257L85 258H82L81 257H77L75 256V250H72V252L70 251H67L65 250L66 247L69 245H71V247L67 248L68 250L71 249V248H74L75 246L73 245H81V243H84V246H88V242H85L84 241V238ZM93 236V237H92ZM95 236V237H94ZM104 236V238H103ZM135 236V237H134ZM139 236V237H138ZM206 237L204 239V237ZM208 236V238H207ZM211 236V237H209ZM7 237V238H6ZM170 237V238H169ZM189 237V238H188ZM213 237L215 239H213ZM221 237V238H220ZM256 237V238H255ZM1 238H3L1 240ZM4 238H6L4 240ZM78 238V239H77ZM138 238V239H137ZM167 238V239H166ZM180 238V239H179ZM193 238V239H192ZM196 238V239H194ZM202 240H201V239ZM210 238V239H209ZM235 238V239H234ZM244 238V239H243ZM41 239V240H40ZM65 239V240H63ZM86 239V240H87ZM192 242V240L195 242L193 245H195V247L197 249H200L202 250L203 252H205L204 254V257L203 255L200 257H198V255H191V254H188V245L190 242V240ZM199 239V240H198ZM208 239V240H207ZM223 239V240H222ZM254 239V240H253ZM255 239L256 240V243L255 242ZM260 239V240H259ZM9 240V242L7 241ZM44 243H43V241ZM46 240H48V242H46ZM63 240V241H62ZM82 240V241H81ZM222 242H220V241ZM3 245H1L2 243ZM9 243L7 244L6 243ZM51 244H50V242ZM59 241V242H58ZM137 241V242H136ZM180 243H179V242ZM182 241V242H181ZM189 241V242H188ZM201 241V242H200ZM205 241V242H204ZM258 241V242H257ZM170 242V243H169ZM173 242V243H172ZM188 242V244H187ZM198 242V243H197ZM245 242V243H244ZM261 242H263V244H261ZM12 243V244H11ZM23 243V244H22ZM67 243V244H65ZM138 243V245H137ZM197 243V244H196ZM209 243H212V244H209ZM236 243V244H235ZM260 243L261 246H258V244ZM7 244V247L9 245V249L5 246ZM10 244H11V248H10ZM15 244V246H14ZM18 244L19 247L16 245ZM47 244V245H46ZM53 244V245H52ZM61 246H60V245ZM92 244H95L96 246L92 245ZM104 244V245H103ZM129 244V246H128ZM182 246H181V245ZM183 244L184 246L187 245L186 247H183ZM208 244V245H207ZM230 244V245H229ZM234 246H233V245ZM250 244V245H248ZM255 246H254V245ZM21 245V246H20ZM101 245V246H100ZM109 245V246H108ZM130 245H131V248H130ZM150 245V246H149ZM180 245V246H179ZM233 246L232 248L230 246ZM244 245V246H243ZM245 245H248V246H245ZM6 248H5V247ZM24 246V247H23ZM49 246V247H47ZM99 246V247H98ZM112 246V247H111ZM127 246V247H126ZM141 248H139V247ZM148 246V247H146ZM201 246V248H200ZM226 246V248H225ZM239 248H237V247ZM257 246V247H256ZM18 249H17V248ZM21 247V248H20ZM23 247V248H22ZM41 249H40V248ZM44 247V248H43ZM110 247V248H109ZM122 247V248H121ZM175 247V246H174ZM243 249H242V248ZM244 247H246L244 249ZM249 247V248H247ZM254 247V248H253ZM256 247V248H255ZM23 250V254L21 253L22 250L20 249H24ZM39 248V249H38ZM46 248V249H45ZM48 248V249H47ZM65 248V249H64ZM112 248V249H111ZM205 248V250H204ZM229 248V249H228ZM252 248V249H250ZM33 251H32V250ZM110 251H109V250ZM114 249V250H113ZM122 249V250H120ZM237 251H236V250ZM240 251H239V250ZM248 249V250H247ZM254 249V250H253ZM27 250V251H26ZM30 250V251H29ZM117 250V251H116ZM120 250V251H119ZM130 250V251H129ZM137 250H141L139 252H137ZM224 250V251H223ZM26 251V252H25ZM66 251V252H65ZM116 251V252H115ZM119 251V252H118ZM122 251V252H121ZM134 253H132V252ZM186 251V253H185ZM222 251L223 252H228V256L224 258H222V256H220L222 254ZM230 251V253H229ZM233 251V252H232ZM235 251V252H234ZM54 252L58 254V257L56 254L54 255ZM69 252V253H67ZM95 252V253H93ZM121 252V253H120ZM129 252V253H128ZM136 252V253H135ZM241 252V253H240ZM249 252V253H248ZM259 252V253H258ZM28 253V254H27ZM33 253V254H32ZM73 253V254H71ZM94 255H93V254ZM144 253V254H143ZM152 253V254H151ZM213 253V254H212ZM232 253H235V254H232ZM22 254V255H21ZM26 254V255H25ZM30 254V255H29ZM36 256H35V255ZM50 256H49V255ZM61 254V255H60ZM70 254V255H69ZM138 254V256H137ZM140 254V255H139ZM143 254V256H142ZM168 254V255H167ZM172 254V255H171ZM13 257H12V256ZM69 255V256H67ZM121 255V256H120ZM147 255V256H146ZM151 255V256H150ZM154 258H151L153 257ZM172 258L170 259L171 256ZM213 255V256H212ZM6 256V257H5ZM72 258H71V257ZM94 256V258H92ZM96 256V257H95ZM98 256V257H97ZM145 256V259L142 260V257ZM193 256V257H192ZM215 256V257H214ZM3 257L5 259H3ZM87 257V258H86ZM89 257V258H88ZM147 257H150L151 260L148 261L150 258H147ZM195 257V258H194ZM212 257V258H211ZM221 257V259H220ZM79 258V259H78ZM91 258V259H90ZM97 258V259H95ZM161 258V259H160ZM164 258V259H163ZM198 258L199 261L197 260ZM207 258V259H206ZM260 258V259H259ZM95 259V260H94ZM168 259V260H167ZM182 259V260H181ZM217 259V260H215ZM236 259V260H235ZM54 260V262H53ZM59 260V261H58ZM61 260V261H60ZM79 260V261H78ZM81 260V261H80ZM165 260V261H164ZM190 260L194 263H191ZM234 260V261H233ZM261 260V261H260ZM24 261V262H23ZM139 261V262H138ZM146 261V262H145ZM148 261V262H147ZM252 261V262H251ZM260 261V262H259ZM53 262V263H51ZM61 262V263H60ZM80 262V263H79ZM138 262V263H137ZM183 262V263H182ZM186 262V263H185ZM37 262H34V264H36ZM33 264V263H31ZM38 264V263H37ZM48 264V263H47ZM151 264V263H150Z\"/></svg>", "mask_w": 264, "mask_h": 264}, {"label": "bare ground", "instance_id": "6f19581e", "mask_svg": "<svg viewBox=\"0 0 264 264\" xmlns=\"http://www.w3.org/2000/svg\"><path fill=\"white\" fill-rule=\"evenodd\" d=\"M3 1H4V0H3ZM14 1H15V0H14ZM19 1H21V0H19ZM42 1H43V0H41V2H42ZM55 1H56V0H55ZM55 1L53 2V1L51 0L52 3H54V4L56 3V7H60V6L62 5L63 2L66 4V6H67V5H68V6H67L66 9H63V8L60 9V8H58L57 11H53L55 8H54V9L52 8L53 10L51 9V10H52V11L50 10L51 12H49V13H45V14H44L43 12H41V13H39V16H40V14H41V16L44 15V17H45L46 19H48V20L50 19L51 22H52V19H53L54 21H58V22H60V23L62 22V23H61L62 26H66V25L63 24V23H68L70 20L74 21L73 19H74L75 17H77V18L80 17V19L82 20V22H83L84 20H86L87 18H89V17L91 18V17H92V14H90L91 12L88 10L89 8H88L87 6H86V7H87L88 9H86V10H83V9H80V8H79V6H78L77 3L80 2V1H78V0H77V3H76L77 5H73V4H72V0H64V1L62 0L63 2L61 1V5H59V2H55ZM86 1L89 2V1H91V0H86ZM92 1H93V0H92ZM96 1H97V0H96ZM98 1H100V0H98ZM98 1H97L96 3H98ZM112 1H113V0H102V2H103V4H104L102 7L105 6V3H107V4L110 3V4H111ZM114 1H115V0H114ZM114 1H113V2H114ZM132 1H134V0H132ZM144 1H146V0H144ZM144 1H143V2H144ZM147 1H148V0H147ZM163 1H164V0H163ZM165 1H166V0H165ZM168 1H169V0H168ZM182 1H183V0H182ZM201 1H202V0H201ZM203 1H204V0H203ZM206 1H210V0H206ZM219 1H220V2H219ZM219 1H218V2L221 3V0H219ZM240 1H241V0H239V2H240ZM248 1H249V0H248ZM253 1H254V0H253ZM255 1H256V0H255ZM1 2H2V1H1ZM44 2H45V1H44ZM44 2H43V3H44ZM82 2H83V0H82ZM84 2H85V0H84ZM87 2H86V3H87ZM134 2H135V1H134ZM136 2H137V1H136ZM166 2H167V1H166ZM172 2H173V1H172ZM180 2H181V0H180ZM187 2H188V1H187ZM190 2H191V1H190ZM190 2H189V3H190ZM212 2H213V1H212ZM261 2H264V0H263V1L260 0V3H261ZM36 3H38V2L36 1ZM47 3H50V0H49V1L47 0ZM52 3H51V4H52ZM73 3H75V1H74ZM86 3H85V4H86ZM100 3H101V2H100ZM100 3H99L98 5H100ZM170 3H171V2H170ZM198 3H199V2H198ZM201 3H203V2H201ZM206 3H208V2H205V4H206ZM210 3H211V1H210ZM214 3H215V2H214ZM216 3H217V2H216ZM219 3L217 4V6L219 5ZM222 3H223V2H222ZM248 3H249V2H248ZM51 4H50V6H51ZM54 4H53L52 6H55ZM70 4H71V5H70ZM89 4H90V3H89ZM113 4H115V3H113ZM132 4H133V3H132ZM141 4H142V3H141ZM147 4H148V3H147ZM151 4H153V3H151ZM173 4H174V2H173ZM182 4H183V3H182ZM187 4H188V3H187ZM190 4H191V3H190ZM196 4H197V3H196ZM249 4L252 6L251 3H249ZM255 4H256V3H255ZM255 4H253V5H255ZM257 4H259V3L257 2ZM257 4H256V5H257ZM37 5H38V4H37ZM43 5H44V4H43ZM58 5H59V6H58ZM63 5H64V4H63ZM63 5H62V6H63ZM69 5H70V6H69ZM79 5L81 6L82 4H79ZM95 5H96V4H95ZM95 5H94V6H95ZM133 5H134V4H133ZM153 5H154V4H153ZM201 5H202V4H201ZM203 5H204V4H203ZM213 5H214V4H213ZM256 5H255V7H256ZM259 5H260V4H259ZM262 5H263V4H262ZM35 6H36V5H35ZM62 6H61V7H62ZM100 6H101V5H100ZM131 6H132V5H131ZM163 6H164V5H163ZM186 6H187V5H186ZM198 6H199V5H198ZM209 6H210V5H209ZM260 6H261V5H260ZM47 7H48V6H47ZM47 7H46V9H47ZM84 7H85V5H84ZM86 7H85V8H86ZM96 7H97V5H96ZM102 7H101V8H102ZM148 7H149V6H148ZM148 7H147V8H148ZM183 7H184V6H183ZM191 7H192V6H191ZM34 8H36V7H34ZM48 8H49V7H48ZM50 8H51V7H50ZM93 8H95V7H93ZM97 8H99V7H97ZM104 8H105V7H104ZM104 8H102V11H103ZM131 8H132V7H131ZM151 8H153V7L151 6ZM154 8H155V7H154ZM161 8H162V7H161ZM256 8L259 9L260 7L258 6V7H256ZM110 9H111V8H110ZM148 9H149V8H148ZM188 9H189V8H188ZM192 9H193V8H192ZM258 9H257V10H258ZM261 9H262V8H261ZM31 10H32V9H31ZM48 10H49V9H48ZM55 10H56V9H55ZM81 10H82V11H81ZM128 10H129V9H128ZM136 10H137V9L135 8L133 11L129 12V15H124V16H126L127 18H130V19H134V16L136 15ZM176 10H177V9H176ZM182 10H183V9H182ZM182 10H181V11H182ZM24 11H25V10H24ZM32 11L34 12V10H32ZM102 11H101V10H100V11L98 10V12H94V13H95V15H94V16H95V20L98 18L97 16H99V17L101 16ZM105 11H107V10H105ZM105 11H104V12H105ZM145 11H146V10H145ZM172 11H173V10H172ZM181 11H180V12H181ZM30 12H31V11H30ZM44 12H47V11L45 10ZM89 12H90V13H89ZM177 12H178V11H177ZM182 12H183V11H182ZM193 12H194V11H193ZM35 13H36V12H35ZM119 13H120V12H119ZM142 13H143V12H142ZM145 13H146V12H145ZM194 13H195V12H194ZM257 13H258V12H257ZM19 14H20V13H19ZM37 14H38V13H37ZM106 14H107V13H106ZM124 14H125V13H124ZM126 14H128V13H126ZM176 14H178V13H176ZM186 14H187V13H186ZM28 15H29V14H28ZM31 15H32V14H31ZM179 15H180V14H179ZM190 15H191V14H190ZM256 15H257V14H256ZM116 16H117V15H116ZM120 16H121V15H120ZM122 16H123V15H122ZM136 16H137V15H136ZM180 16H183V15H180ZM184 16H185V15H184ZM194 16H195V15H194ZM216 16H218V15H216ZM216 16H215V17H216ZM222 16H223V15H222ZM23 17H24V16H23ZM101 17H102V16H101ZM106 17H107V16H106ZM126 17H125V18H126ZM172 17H173V16H172ZM175 17H176V16H175ZM175 17H174V18H175ZM188 17H190V16H188ZM192 17H193V15H192ZM197 17H198V16H197ZM209 17H210V16H209ZM219 17H221V16H219ZM5 18H6V17H5ZM7 18H10V17H7ZM26 18H27V17H26ZM35 18H37V16H36ZM121 18H122V17H121ZM177 18H178V17H177ZM180 18H182V17H180ZM184 18H185V17H184ZM184 18H183V20H184ZM207 18H208V17H207ZM223 18H224V17H223ZM92 19H93V18H92ZM105 19H106V18H105ZM105 19H104V20H105ZM110 19H111V18H110ZM116 19H117V18H116ZM192 19H194V18H192ZM204 19H205V18H204ZM204 19H203V20H204ZM208 19H210V18H208ZM211 19H213V18H211ZM215 19H216V18H215ZM215 19L212 20V21H215ZM263 19H264V18H263ZM6 20H8V19H6ZM6 20H5V21H0V27H4V26L6 25L5 23L8 22V21H6ZM25 20H26V19H25ZM43 20H44V19H43ZM48 20H46V22H47ZM93 20H94V19H93ZM93 20H91V19L89 20V25H90L89 28H91V26L93 25V26L97 29V31H94V33L96 32V34H100V33L102 34V29L105 27V25H104V27H102L101 25H99L100 22H98L99 20L97 19L96 22H98V24H97L98 26H95V25L93 24ZM95 20H94V22H95ZM112 20H113V19H112ZM145 20H146V19H144V20H139L137 24H140V26H136V27L134 26L131 30H129L128 32H125V33H128V34L125 35V36L128 37V36H131L130 34H133V36L136 35V34H138V29H139V31H140V28H141V27H144L145 24L147 25V23H146L147 20H146V21H145ZM170 20H171V19H170ZM174 20H175V19H174ZM200 20H201V19H200ZM243 20H245V19H243ZM11 21H12V20H11ZM66 21H67V22H66ZM121 21H122V20H121ZM135 21H136V20H135ZM187 21H189V20H187ZM187 21H185V23H186ZM217 21H220V20L217 19ZM24 22H25V21H24ZM36 22H38V21L36 20ZM46 22H43V23L48 24V23H46ZM49 22H50V21H49ZM192 22H193V21H191V23H192ZM194 22H195V21H194ZM194 22H193L192 24H194ZM196 22H197V21H196ZM196 22H195V24L198 25L199 21H198V23H196ZM208 22H209V21H208ZM29 23H30V22H29ZM69 23H70V22H69ZM69 23H68V24H69ZM107 23H108V22H107ZM128 23H129V22H127V24H128ZM133 23H134V22H133ZM150 23H151V22H150ZM154 23H155V22H154ZM189 23H190V22H189ZM201 23H202V21H201ZM201 23H200V26H201ZM209 23H210V22H209ZM263 23H264V22H263ZM21 24H22V23H21ZM41 24H42V23H41ZM41 24H40V25H41ZM70 24H71V23H70ZM70 24H69V25H70ZM95 24H96V23H95ZM101 24H104V23H101ZM122 24H123V23H122ZM137 24H136V25H137ZM156 24H157V23H156ZM192 24H191V25H192ZM195 24H194V25H195ZM204 24H205V22H204ZM30 25H31V24H30ZM57 25H58V24H57ZM84 25H85V24H84ZM106 25H107V24H106ZM109 25H110V24H109ZM113 25H114V24H113ZM130 25H132V24H130ZM151 25H152V24H151ZM157 25H158V24H157ZM184 25H185V24H184ZM194 25H192V26H194ZM202 25H203V24H202ZM7 26H8V25H7ZM7 26H6V28H7ZM22 26H23V24H22ZM42 26H43V24H42ZM52 26H53V25H52ZM59 26H60V25H59ZM93 26H92V28L94 29ZM120 26H121V25H120ZM128 26H129V25H128ZM210 26H211V25H210ZM260 26H261V25H260ZM19 27H20V26H19ZM44 27H46V26H44ZM47 27H49V26L47 25ZM57 27H58V26H57ZM57 27H56V28H57ZM67 27H68V25H67ZM86 27H87V26H86ZM107 27H108V26H107ZM126 27H127V26H126ZM129 27H130V26H129ZM139 27H140V28H139ZM159 27H160V26H159ZM255 27H256V26H255ZM17 28H18V27H17ZM40 28H42V27H40ZM54 28H55V27H54ZM61 28H62V27H61ZM190 28H191V27H190ZM194 28H195V27H194ZM194 28H191V29H194ZM200 28H201V27H200ZM200 28H199V27L196 28V29H195L196 32H197V29H200ZM204 28H205V27H204ZM15 29H16V27H15ZM43 29H44V28H43ZM49 29H51V28L49 27ZM57 29H58V28H57ZM66 29H67V28H66ZM70 29H71V28H70ZM70 29H69V30H70ZM112 29H113V28H112ZM178 29H179V28H178ZM207 29H209V27H208ZM212 29H213V28H212ZM253 29H254V28H253ZM5 30H6V29H5ZM8 30H9V29H8ZM13 30H14V29H13ZM13 30H12V31H13ZM17 30H18V29H17ZM17 30H15V31H17ZM37 30H38V28H37ZM37 30H36V31H37ZM51 30H52V29H51ZM51 30H49V31L51 32ZM63 30H65V27L63 28ZM63 30H62L63 33H65V32L67 31V30H65V31H63ZM69 30H68V31H69ZM71 30H72V29H71ZM87 30H88V29H87ZM119 30H120V28H119ZM150 30H151V32H153V31H158V28L155 27V25H152V26L149 27V31H150ZM159 30H160V29H159ZM213 30H215V28H214ZM54 31H56V29H53V32H54ZM91 31H92V29H91ZM99 31H100V33H97V32H99ZM126 31H127V30H126ZM186 31H187V30H186ZM192 31H194V30H192ZM254 31H255V29H254ZM7 32H9V31H7ZM7 32H6V34H7ZM119 32H120V31H119ZM122 32H123V31H122ZM122 32H121V33H122ZM170 32H171V31H170ZM207 32H208V31H207ZM207 32H205V33L207 34ZM217 32H218V30H217ZM220 32H221V31H220ZM220 32H219V33H220ZM16 33H17V32H16ZM18 33H19V32H18ZM21 33H22V32H21ZM32 33H33V32H32ZM51 33H52V32H51ZM56 33L58 34V30H57ZM90 33H91V32H90ZM94 33H93V34H94ZM129 33H130V34H129ZM144 33H146V32H144ZM187 33H188V34L191 33L189 29H188ZM192 33H193V32H192ZM192 33H191V34H192ZM198 33H199V32H198ZM2 34H3V33H2ZM25 34H26V33H25ZM37 34H39V33L37 32ZM41 34H43V33H41ZM48 34H49V33H48ZM69 34H71V32H70ZM72 34H73V33H72ZM87 34H88V33H87ZM87 34H86V35H87ZM93 34H92V35H93ZM118 34H119V33H118ZM122 34H123V33H122ZM149 34H150V33H149ZM160 34H161V33H160ZM7 35H8V34H7ZM50 35H51V34H50ZM66 35H68V34L66 33L65 36H66ZM88 35H89V34H88ZM88 35H87V36H88ZM189 35H190V34H189ZM193 35H194V34H193ZM198 35H199V34H198ZM200 35H202V33H200ZM204 35H205V34H203L202 36L204 37ZM218 35H219V34H218ZM4 36H5V35H4ZM8 36L13 38V37L16 36V34L13 32V33L9 34ZM30 36H31V35H30ZM34 36H36V33H35ZM38 36L41 37V38H40L41 40L38 41V39H39V37H38V39H37L38 42L36 43V45H34V44H32V43H31V45L36 46L37 48L40 47V46H43V47H44V45H46V46L51 45V42H52L53 40H51V42H50L49 39H47V38L44 37V38H45L44 41L48 40V42L50 43V44L47 45L46 42L44 43V41H42V35H38ZM65 36L63 35V37H65ZM68 36H69V35H68ZM94 36H95V35H94ZM94 36H93V38H94ZM120 36H121V37H120V41H122L121 39L123 38L124 35H120ZM125 36H124V37H125ZM136 36H137V35H136ZM141 36H142V35H141ZM186 36H187V35H186ZM196 36H197V34H196ZM196 36H195V37H196ZM211 36H212V35H211ZM251 36H252V35H251ZM254 36H255V35H254ZM57 37H58V36H57ZM71 37H72V36H71ZM71 37H70V38H71ZM75 37H76V36H75ZM79 37H80V36H79ZM79 37L77 36V38H75V41L78 42V43L81 45V43H84V42H85V40L83 39V38H85V37H82V38H79ZM97 37H98V36H97ZM101 37H102V36H101ZM118 37H119V35L117 36V38H118ZM145 37H146V36H145ZM222 37H223V35H222ZM246 37H247V36H246ZM35 38H36V37H35ZM48 38H49V37H48ZM65 38H66V40H67V36H66ZM65 38H64V40H65ZM72 38L74 39V37H72ZM88 38H90V37H88ZM88 38H87V39H88ZM117 38H116V39H117ZM125 38H126V37H125ZM136 38H137V37H136ZM185 38H186V37H185ZM198 38H199V36H198ZM204 38H205V37H204ZM212 38H213V37H212ZM217 38H218V37H217ZM254 38H255V37H254ZM3 39H4V38H3ZM3 39H2V40H3ZM5 39H6V38H5ZM5 39H4V40H5ZM19 39H22V38L20 37ZM19 39H18V37H17V39H16V37H15V39H14V43L17 44V43H22V42H23V41L20 42L21 40H19ZM32 39H34V38H32ZM94 39H95V38H94ZM129 39H130V38H129ZM143 39H145V38H143ZM163 39H165V38H163ZM179 39H180V38H179ZM179 39H178V40H179ZM189 39H190V37H189ZM191 39H193V38H191ZM199 39H200V38H199ZM210 39H211V38H210ZM213 39H214V38H213ZM213 39H212V40H213ZM219 39H221V37H220ZM224 39H226V38H224ZM251 39H252V38H251ZM34 40H36V39H34ZM71 40H72V39H71ZM88 40H89V39H88ZM90 40H91V39H90ZM111 40H112V39H111ZM123 40H124V39H123ZM170 40H171V38H170ZM202 40H204V39H202ZM212 40H211V41H212ZM214 40H216V39H214ZM226 40H227V39H226ZM238 40H241V39L239 38ZM242 40H243V39H242ZM242 40L240 41V43L243 42ZM252 40H253V39H252ZM258 40H259V39H258ZM73 41H74V40H73ZM105 41H106V40H105ZM114 41H116V40H114ZM129 41H130V40H129ZM193 41H194V40H193ZM195 41H197V40H195ZM205 41H207V39H206ZM211 41H210V42H211ZM244 41H245V40H244ZM248 41H249V40H248ZM11 42L13 43V41H11ZM53 42H55V41H53ZM61 42H62V40H61ZM70 42H71V41H70ZM76 42H75V44H76ZM86 42H88V41H86ZM109 42H110V43H109ZM109 42L105 45V46H107V47H106L107 50H108V49H109V50H110V49H113L115 46L119 45L117 42H111V41H109ZM132 42H133V41H132ZM162 42H163V41H162ZM168 42H169V41H168ZM175 42H176V41H175ZM191 42H192V41H191ZM197 42H199V41H197ZM201 42H202V41H201ZM216 42H217V41H216ZM226 42H227V41H226ZM250 42H251V40H250ZM6 43H7V42H6ZM62 43H63V42H62ZM68 43H69V39H68ZM120 43H121V42H120ZM172 43H174V41H172ZM219 43H220V42H219ZM227 43H228V42H227ZM251 43L254 44V41L251 42ZM2 44H3V43H2ZM2 44H1V45H2ZM10 44H11V43H10ZM69 44H70V43H69ZM88 44H89V43H88ZM137 44H138V43H137ZM159 44H160V43H159ZM170 44H171V42H170ZM192 44H193V43H192ZM198 44H199V43H198ZM200 44H201V43H200ZM228 44H229V43H228ZM5 45H6V44H4V45L2 46L4 49H6V46H5ZM11 45H12V44H11ZM13 45H14V44H13ZM13 45H12L11 47H13ZM19 45H20V44H19ZM29 45H30V43L28 44V47H29ZM64 45H65V44H64ZM73 45H74V44H73ZM157 45H158V43L156 44V46H155V45H154V46L152 45V46H153V47H152V50H153V48L156 49V47H157V49H158V46H157ZM196 45H197V44H196ZM211 45H212V44H211ZM225 45H226V44H225ZM248 45H249V44H248ZM250 45H251V44H250ZM255 45H256V43L254 44V46H255ZM261 45H262V44H261ZM4 46H5V47H4ZM15 46H16V45H15ZM20 46H21V45H20ZM69 46H70V45H69ZM69 46H67V47H69ZM74 46H76V45H74ZM123 46H124V45H123ZM173 46H174V45H173ZM175 46H176V45H175ZM180 46H181L182 48L184 47V45H183V46L180 45ZM186 46H187V45H186ZM198 46H199V45H198ZM198 46H197V47H198ZM213 46H214V45H213ZM219 46H220V45H219ZM227 46H228V45H227ZM230 46H231V45H230ZM0 47H1V46H0ZM2 47L0 48V50L2 49ZM25 47H27V46H25ZM28 47H27V48H28ZM43 47H42L41 49H43ZM92 47H93V46H92ZM143 47H144V46H143ZM146 47H147V46H146ZM171 47H172V45H171ZM176 47H177V46H176ZM197 47H196V48H197ZM199 47H200V46H199ZM223 47H226V46H223ZM251 47H252V46H251ZM263 47H264V46H263ZM263 47H262V49H263ZM29 48H30V47H29ZM29 48H28V49H29ZM31 48H33V47H31ZM50 48H51V47H50ZM50 48H49V49H50ZM58 48H59V47H58ZM65 48H66V47H65ZM65 48H64V50H65V52H66V49L68 50L70 47H69V48H66V49H65ZM116 48H117V47H116ZM129 48H130V47H129ZM184 48H185V47H184ZM219 48H220V47H219ZM219 48H218V49H219ZM228 48H229V47H228ZM231 48H233V46H232ZM4 49H3V51H4V53H5V50H4ZM25 49H26V48H25ZM33 49H35V47H34ZM33 49H32V50H33ZM38 49H39V48H38ZM55 49H56V48H55ZM72 49H73V51H76V50H74V48H72ZM72 49H71V50H72ZM86 49H88V48H86ZM94 49H95V48H94ZM96 49H98V48L96 47ZM99 49H100V48H99ZM104 49H105V48H104ZM125 49H126V48H125ZM139 49H140V48H139ZM141 49H142V48H141ZM146 49H148V51H150V52L152 51L151 48H150V50H149L148 47H147ZM175 49H177V48H175ZM178 49H179V46H178ZM189 49H190V48H188V50H189ZM203 49H204V48H203ZM7 50H8V49H6V51H7ZM11 50H12V49H11ZM11 50H10V51H11ZM43 50H44V49H43ZM59 50H60V49H59ZM64 50L61 49V51H59V52H63ZM79 50H80V49H79ZM88 50H89V49H88ZM107 50H106V51L104 50L106 54H107V52H108ZM113 50H114V49H113ZM113 50H112V53L114 52ZM116 50H117V49H116ZM120 50H121V49H120ZM126 50H127V49H126ZM131 50H132V49H131ZM206 50H207V49H206ZM206 50H205V53H206ZM209 50H210V49H209ZM227 50H228V49H227ZM227 50H226V51H227ZM1 51H2V50H1ZM3 51H2V53H3ZM16 51H17V50H16ZM36 51H37V49H36ZM68 51H69V50H68ZM86 51H87V50H86ZM90 51H91V50H90ZM110 51H111V50H110ZM110 51H109V53H110ZM141 51H142V50H141ZM146 51H147V50H146ZM154 51H155V50H154ZM154 51H153V52H154ZM156 51H157V50H156ZM177 51H180V50H177ZM195 51H197V50H195ZM219 51H220V50H219ZM219 51H218V52H219ZM224 51H225V48H224ZM224 51H223V53H224ZM229 51H230V50H229ZM258 51H259V50H258ZM263 51H264V50H263ZM8 52H9V51H8ZM18 52H19V51H18ZM22 52H23V51H22ZM26 52H27V50H26ZM32 52H33V51H32ZM43 52H44V51H43ZM50 52H51V50H50ZM69 52H70V51H69ZM94 52H96L97 54H99V53L101 54L100 50H98V51L95 50ZM116 52H117V51H116ZM116 52H115V53H116ZM128 52H129V54L133 53V51H131V53H130V51H128ZM138 52H140V50H139ZM143 52H145V51H143ZM153 52H151V53L153 54ZM186 52H187V50H186ZM189 52H191V51H189ZM189 52H188V53H189ZM200 52H201V51H200ZM216 52H217V50H216ZM230 52H231V53H230ZM230 52H229L230 54H232V52L234 53V51H230ZM236 52H237V50H236ZM236 52H235V53H236ZM4 53H3V54H4ZM11 53H12V52H11ZM16 53H17V52H16ZM16 53H15V54H16ZM51 53H52V52H51ZM53 53H54V52H53ZM66 53H67V52H66ZM72 53L74 54L75 52H72V51H71V54H72ZM80 53H81V52H80ZM96 53H95V54H96ZM145 53H147V52H145ZM148 53H149V52H148ZM151 53H149V54H150V56H151V58H152V56L155 55V54L152 55ZM154 53H155V52H154ZM182 53H183V52H182ZM203 53H204V52H203ZM223 53H222V54H223ZM225 53H227V52H225ZM239 53H240V52H239ZM256 53H257V52H256ZM9 54H10V53H9ZM15 54H14V55H15ZM24 54H25V51H24ZM24 54H23V53L21 54V55H22V56H21L22 59H24V57H25ZM28 54H29V53H28ZM40 54H41V53H40ZM75 54H76V53H75ZM82 54H83V53H82ZM93 54H94V53H93ZM100 54L97 55V56L95 55V57L97 58V59L95 58L96 60H93V59H92V61H89L87 64L82 63V65L84 64L83 66H79V67H77L78 65L75 66V68L77 67L76 70H74V68L72 67L73 70L75 71V74H76V72H77V69H78V71H87V70L92 71L91 69H92L94 66L97 67L98 63H99L100 61L103 60L102 58L98 59L99 57H101ZM110 54H111V53H110ZM110 54H109V55H110ZM141 54H142V53H141ZM156 54H157V53H156ZM240 54H241V53H240ZM257 54H258V53H257ZM259 54H260V53H259ZM261 54H262V53H261ZM261 54H260V55H261ZM12 55H13V53H12ZM64 55H65V54H64ZM64 55H63V53H61V54H55V58H56V59H63V58L65 57ZM67 55H68V57H69L70 53L67 54ZM87 55H88V54H87ZM89 55H90V54H89ZM101 55H102V54H101ZM109 55H106V56H108L109 58H111V60H112L111 62H112V64H113L114 66H116V67H123V63H122V62H121V63H120L119 61H118V63L116 62L117 60H119L120 56H119L118 59H117V58H116V57H117L116 54H114V55H116V56H111V55H110L111 57H110ZM121 55H122V54H121ZM125 55H126V54H125ZM208 55H209V54H208ZM218 55H219V54H218ZM243 55H244V54H243ZM70 56H71V55H70ZM73 56H74V55H73ZM92 56H93V55H92ZM98 56H99V57H98ZM147 56H148V55H147ZM150 56H149V57H150ZM155 56H156V58H157L156 61H159V65L157 66V68H156V67H154V68L151 67L150 64H149V62H148V60H147V58H146V59H131V58H129V59H131V60H129L130 63L134 64V66L137 67L138 70H137V72H136L135 74H134V73H129V74H127V75L124 74L125 76H124V75H123V76L125 77V78H124L125 82H126V81L128 82V80L130 81V80H134V79H136V80L138 81L141 77H145V79L147 78L149 81L152 82L153 80H151V79H155V78H158V77L161 78L160 76H162V75H160L159 67H162L163 70L166 71V74L171 75V78H170V76L168 75V76H169V81H170V83H168V82L166 83V82H165L166 80H164V79L166 78V76H162V79H163V80H162V83H160V85H159V87H158V88L161 87L160 89L163 90L160 94H162L163 92H165L166 94L170 95L171 97H174L175 95H176V96L178 95V98H175V99L182 101V102H181V103H183V104L181 105V106H182V109L188 111V109L191 108V104H193V102H194V103L196 102V99H195V96L193 97V94H192V93H186V89H187V86H186V85H188V88H189L190 90H192V89H193V90H194V89H200L201 87H203L202 85H204L203 82H202V80L199 81V79H197L198 76L195 75V72H194L195 69H194V68H191V69H190V68H186V69L184 68V66L182 65L183 60H182L180 57H172V56H171V57H168V56L160 57V56H158V55H155ZM155 56H153V57H155ZM222 56H224V60H225V58L228 57V55H226L227 57H225V55H222ZM232 56H233V55H232ZM247 56H248V55H247ZM251 56H252V55H251ZM251 56H250V57H251ZM10 57H11V56H10ZM16 57H18L19 60L21 59V58H19V55L16 56ZM39 57H40V56H39ZM39 57H38V58H39ZM42 57H43V56H42ZM52 57H54V56H52ZM71 57H72V56H71ZM74 57H75V56H74ZM83 57H84V56H83ZM108 57H106V58H108ZM135 57L137 58L138 56H135ZM185 57H186V56H185ZM243 57H244V56L240 55V57H239L238 59H240V60L242 59V60H243ZM11 58H12V57H11ZM26 58H28V57H26ZM66 58H67V56H66ZM66 58H65V59H66ZM69 58H70V57H69ZM81 58H82V57H81ZM85 58H86V57H85ZM92 58H93V57H92ZM109 58H108V60H109ZM138 58H139V57H138ZM188 58H189V57H188ZM196 58H197V57H196ZM196 58H194V59H196ZM236 58H237V56H236ZM247 58H249V57H247ZM257 58H259V57H257ZM22 59H21V60H22ZM87 59H88V58H87ZM124 59H125V58H124ZM200 59H201V58H200ZM200 59H199V61H200ZM254 59H256V57H255ZM26 60H27V59H26ZM53 60H54V58H53ZM66 60H67V59H66ZM69 60H70V59H69ZM69 60H68L67 62H69ZM82 60H83V59H82ZM215 60H216V59H215ZM221 60H223V57H221ZM221 60H220V61H221ZM240 60H238V61H240ZM251 60H252V59H251ZM11 61H12V60H11ZM23 61H24V60H23ZM23 61H22V62H23ZM32 61H33V60H32ZM32 61H29V62H32ZM37 61H38V60H37ZM62 61H64V60H62ZM109 61H110V60H109ZM156 61H155V62H156ZM204 61H205V60H204ZM213 61H214V60H213ZM216 61H217V60H216ZM225 61H226V60H225ZM261 61H262V58H261ZM51 62H52V61H51ZM115 62H116V63H115ZM126 62H127V61H126ZM200 62H201V65H202V67H203L204 70H205V69H207V70L209 69L208 71H212L211 78H212V77H216L217 74H215V73H218V72H217V69H218L217 64L219 63V61L217 62V64H216L215 61H214L215 64L212 63V62L209 63L208 61H207L208 63H207L206 61H205V62L200 61ZM250 62H251V61H250ZM250 62H249V64H250ZM255 62H258V60H256ZM255 62H254V63H255ZM27 63H28V62H27ZM34 63H35V61H34ZM38 63H39V62H38ZM70 63H71V62H70ZM100 63H101V64H100ZM100 63H99L100 66H105V65L107 66V64H106V63H107V60H106V62H100ZM196 63H198V62H196ZM196 63H194V64L196 65ZM254 63H253V64H254ZM39 64H40V63H39ZM39 64H38V65H39ZM62 64H63V63H62ZM71 64H72V63H71ZM112 64H110V65H112ZM249 64H248V65H249ZM251 64H252V63H251ZM31 65H32V64H31ZM31 65H30V66H31ZM41 65H42V64H41ZM41 65H39V66H41ZM48 65H49V64H48ZM48 65H45L44 68H45V69H47V68L50 69V66L48 67ZM50 65H51V68H52V64H50ZM67 65H68V64H67ZM108 65H109V64H108ZM126 65H127V64H126ZM126 65H125V66H126ZM219 65H220V64H219ZM27 66H28V65H27ZM30 66H28V67H26V68H29ZM54 66H56V65H54ZM70 66H71V65H70ZM193 66H194V65H193ZM223 66H224V65H223ZM223 66L221 65L222 69L224 68ZM259 66H260V65H259ZM259 66H257V63H256V66H255V67H253V66L251 67V66H250L251 68H249V69H248L247 67H246L247 69H246V68H240V67H243V66L237 67V68H235V70H234L236 76L233 75V77H234V76H235V77H237V76L239 77V76H240V78L245 77V78H243V80L240 81L239 84H241V85H240V86L237 85L238 88L236 89V87H237V86H236L234 89H236V90H237L242 96H244V98L247 100V103H248L249 105H250V103L252 102V103H253V107L255 106V104H254L255 101H256L258 98H260V97L262 96V95H261L260 93H258V91L256 90L257 87H256V88H253V87L250 88V86H248V88H247L248 90H247V91L242 92L241 90L244 88V85H246V86L248 85V84H247V82H248V80H247V79H248V78H247V75H249V74L251 75V72L261 73V71H263V70H262L263 67L261 68V67H259ZM33 67H34V65H32V68H33ZM170 67H171V68H170ZM221 67H220V68H221ZM22 68H23V66H22ZM55 68H56V67H55ZM61 68H62V66H61ZM67 68H68V67H67ZM103 68H104V67H103ZM106 68H107V67H106ZM196 68H197V67H196ZM238 68H239V69H238ZM10 69H11V68H10ZM29 69H31V68H29ZM41 69H42V68H41ZM49 69H47V71H48ZM69 69H70V68H69ZM94 69H96V68H94ZM132 69H133V68H132ZM184 69H185V70H184ZM222 69H220V72H221ZM236 69H238V70H236ZM263 69H264V68H263ZM33 70H34V69H33ZM35 70H36V69H35ZM35 70H34V71H35ZM39 70H40V68H39ZM50 70H51V69H50ZM73 70H72V72L69 73V74H74ZM107 70H108V69H107ZM107 70H106V73H107ZM197 70H198V68H197ZM207 70H205V71L207 72ZM1 71H2V70H0V72H1ZM21 71H22V69H21ZM40 71H41V70H40ZM40 71H39V72H40ZM54 71H57V72H58V67H57L56 70L54 69ZM69 71H71V70H69ZM135 71H136V70H135ZM27 72H29V71H27ZM32 72H33V71H32ZM35 72H36V71H35ZM35 72H34V73H35ZM50 72H51V71H49V73H50ZM65 72H67V71H65ZM223 72H225V71H223ZM232 72H233V71H232ZM263 72H264V71H263ZM263 72H262V74H263ZM10 73H11V72H10ZM12 73H13V72H12ZM29 73H30V72H29ZM29 73H28V74H29ZM53 73H54V72H52L51 74H53ZM83 73H84V72H83ZM93 73H95V72H93ZM30 74H31V76L33 75V73H30ZM67 74H68V73H67ZM67 74H66V75H67ZM75 74H74V75H75ZM78 74H80V72H78ZM199 74H200V72H199ZM199 74H198V75H199ZM232 74H233V73H232ZM13 75H14V74H13ZM13 75L10 76V74H9V76H8V73H5V71H3V73H2V72L0 73V79L3 80L2 83H4V80H5V79H9V77H10V78H12V77L14 78ZM35 75H36V74H35ZM80 75H81V74H80ZM83 75H85V74H83ZM104 75H105V73H104ZM106 75H107V74H106ZM106 75L104 76V78L106 77ZM194 75H195V76H194ZM204 75H205V74H204ZM207 75H209V73H208ZM218 75H219V74H218ZM218 75H217V76H218ZM24 76H25V75H24ZM29 76H30V75H29ZM54 76H55V74H54ZM56 76H58V75H56ZM72 76H73V75H72ZM76 76H77V75H76ZM96 76H97V74H96L95 76H93V77L91 76L93 79H94V77H95L94 82H98V81L102 78V75H98L97 77H96ZM123 76H122V77H123ZM263 76H264V75H263ZM25 77H26V76H25ZM36 77H37V76H36ZM61 77H62V76H61ZM83 77H84V76H83ZM86 77H87V76H86ZM193 77L196 78V79H194ZM218 77H219V76H218ZM228 77H229V76H228ZM238 77H237V78H238ZM249 77H250V76H249ZM26 78L28 79L29 77H26ZM33 78H34V77H33ZM53 78H54V77H53ZM74 78H75V77H74ZM199 78H200V77H199ZM208 78H209V77H208ZM211 78H210V79H211ZM27 79H26V80H27ZM59 79H60V78H59ZM212 79L214 80V78H212ZM218 79H219V78H218ZM226 79H228V78H226ZM226 79H225V81H226ZM232 79H233V80H231V81H234V78H232ZM262 79L264 80V77H263ZM14 80H15V79H14ZM17 80H18V79H17ZM28 80H29V79H28ZM31 80H33V79H31V77H30V81H31ZM52 80H53V79H52ZM73 80H74V79H73ZM78 80H79V79H78ZM122 80H123V79H122ZM122 80H121V81H122ZM124 80H123V81H124ZM136 80H135V81H136ZM155 80H156V79H155ZM219 80H220V79H219ZM221 80H222V79H221ZM251 80H252V79H251ZM6 81H9V80H6ZM6 81H5V83H6ZM74 81H76V80H74ZM92 81H93V80H91V83H92ZM121 81L119 80V82H121ZM123 81L121 82V84L123 83ZM135 81H133V82H135ZM143 81H144V80H143ZM215 81H218V80H215ZM249 81H250V80H249ZM9 82L12 83V84H14L11 80H10ZM17 82H18V81H17ZM17 82H16V83H17ZM28 82H29V81H28ZM34 82H35V81H34ZM80 82H81V81H80ZM94 82H93V83H94ZM110 82H111V81H110ZM114 82H115V81L111 82V84L113 85L112 88H115V87H116V86L114 87V84H113ZM209 82H210V81H209ZM213 82H214V81H213ZM213 82H211L212 85L215 83V82H214V83H213ZM223 82H224V81H223ZM227 82H228V81H227ZM234 82H235V81H234ZM252 82H253V81H252ZM257 82L259 83V81H257ZM257 82H256V84H255L254 86H257V85H258ZM7 83H8V82H7ZM10 83H9V85H10ZM41 83H42V82H41ZM44 83H45V82H44ZM82 83H83V82H82ZM88 83H90V82L88 81ZM91 83H90V84H91ZM143 83H144V82H143ZM211 83H210V85H211ZM228 83H230V81H229ZM253 83H255V82H253ZM0 84H1V81H0ZM12 84H11V85H12ZM50 84H51V82H50ZM95 84H96V83H95ZM95 84H93V85H95ZM109 84H110V83H109ZM111 84H110V85H111ZM121 84L119 83V86H120ZM126 84H127V83H126ZM158 84H159V83H158ZM215 84H216V83H215ZM225 84H226V83H225ZM232 84H233V83H232ZM262 84H263V83H262ZM9 85H8L7 87H9ZM31 85H32V83H31ZM31 85H30V86H31ZM33 85H34V84H33ZM33 85H32V88L34 89L35 93L37 94L38 92H36V91H37L38 89L36 88V90H35V88H34V86H35L36 84H35L34 86H33ZM52 85H53V84H52ZM80 85H81V83H80ZM87 85H89V84H87ZM87 85H86V86H87ZM112 85H111V86H112ZM124 85H125V84H124ZM128 85H129V83H128ZM136 85H137V84H136ZM230 85H231V84H230ZM234 85H235V84H234ZM242 85H243V87H241ZM249 85H250V84H249ZM30 86H29V87H30ZM37 86H40V87H41V85H39V84H37ZM49 86H50V85H49ZM86 86H85V87H86ZM89 86H90V85H89ZM96 86H97V85H96ZM108 86H109V85H108ZM108 86H107V89L109 90V88H111V87H108ZM130 86H131V84H130ZM246 86H245V87H246ZM35 87H36V86H35ZM117 87H118V84H117ZM117 87H116V88H117ZM121 87H123V86H121ZM124 87H125V86H124ZM210 87H211V86H210ZM216 87H217V85H216ZM258 87H259V86H258ZM5 88H6V87H5ZM42 88H43V86H42ZM42 88H41V89H42ZM44 88H45V87H44ZM82 88H83V87H82ZM82 88H81V89H82ZM87 88H88V87H87ZM92 88H93V86H92ZM112 88H111V89H112ZM116 88H115V89H116ZM140 88H141V87H139L138 85L135 86V87L132 86V88H128V89H129L128 91H129L130 94H135V93L137 94L138 91H142V92L144 91V90H143V87H142L141 89H140ZM208 88H209V87H208ZM0 89H2V91L4 90L3 87H2V88L0 87ZM7 89H8V88H7ZM7 89H6V90H7ZM23 89H24V91L26 90L25 88H23ZM27 89H28V88H27ZM29 89H31V88H29ZM49 89L51 90L50 87H49ZM83 89H84V88H83ZM83 89H82V90H83ZM107 89H106V90H107ZM111 89H110V90H111ZM213 89H214V87H213ZM234 89H233V90H234ZM15 90H17V89L15 88ZM19 90H20V91H23V90H21V89H19ZM39 90H40V88H39ZM39 90H38V91H39ZM59 90H60V89H59ZM63 90H64V89H63ZM103 90H104V89H103ZM203 90H204V89H203ZM258 90H260V89H258ZM20 91H18V92H20ZM24 91H23V92H24ZM29 91H32V89L29 90ZM34 91H33V92H34ZM104 91H105V90H104ZM210 91H211V90H210ZM237 91H236V93L239 94ZM262 91H264V90L262 89ZM262 91H261V92H262ZM0 92H1V91H0ZM13 92H14V90H12V93H13ZM15 92H16V91H15ZM23 92H21V95H23V94H22ZM39 92L41 93V92H43V91L40 90ZM48 92H49V90H48ZM84 92H85V91H84ZM108 92L110 93V91H106L105 94L108 93ZM192 92H193V91H192ZM194 92H195V90H194ZM199 92H200V90H199ZM259 92H260V91H259ZM7 93H9V92H7ZM7 93H6V94H7ZM25 93H26V91H25ZM27 93H28V91H27ZM31 93H32V92H31ZM49 93H50V96H49V94H46V95L44 94V97H46V98H43V99H46V100L49 99V98L52 99V100L57 99L58 96H60L59 94L61 93V90H60V91H58V90L56 91V90H55V92H52V94H51V92H49ZM65 93H66V92H65ZM109 93H108V94H109ZM145 93H146V92H145ZM165 93H164V94H165ZM224 93H225V92H224ZM262 93H263V92H262ZM2 94H4V93H1V95H2ZM10 94H11V92L9 93V95H10ZM28 94H29V93H28ZM33 94H34V93H33ZM61 94H62V93H61ZM78 94H79V93H78ZM136 94H135V95H136ZM197 94H199V93H197ZM75 95H76V94H75ZM79 95H80V94H79ZM145 95H146V94H145ZM204 95H205V94H204ZM3 96H4V95H3ZM11 96H12V94H11ZM14 96H15V95H14ZM38 96H39V95L37 94V96H35V97L37 98ZM42 96H43V94H42ZM76 96H77V95H76ZM91 96H92V95H91ZM129 96H130V95H129ZM132 96H133V95H132ZM132 96H131V97H132ZM221 96H222V94H221ZM224 96H225V95H224ZM21 97H22V96H21ZM33 97H34V96H33ZM66 97H67V96H66ZM151 97H154V96H151ZM167 97H168V96H167ZM263 97H264V93H263ZM1 98H2V97H0V99H1ZM13 98H15V97H13ZM23 98H25V97H23ZM39 98H40V97H39ZM39 98H38V99H39ZM73 98H74V97H73ZM128 98H129V97H128ZM133 98H135V97H133ZM146 98H148V97H146ZM158 98H159V97H158ZM197 98H198V97H197ZM58 99H59V98H58ZM67 99H68V98H67ZM93 99H94V98H93ZM131 99H132V98H131ZM136 99H137V98H136ZM175 99H174V100H175ZM194 99H195V101H194ZM220 99H221V98H220ZM245 99H244V100H245ZM261 99H264V98H261ZM261 99H260V100H261ZM63 100H64V99H63ZM63 100L60 101V99H59V100H57L58 103H56V102H54V103H56L57 105H61V106H64V105H66V104H67V105H68V104H69V105H70V104L72 105V103H71V100H72V99H71L70 101H69V99H68V101H67V100H64L65 102H64ZM74 100H75V99H74ZM77 100H78V99H77ZM119 100H120V99H119ZM129 100H130V99H129ZM159 100H160V99H159ZM159 100H158V101H159ZM242 100H243V99H242ZM242 100H241V102H239V103L237 104V105L240 104L239 106H237V105L235 104V105H236V106L234 107V111H235V112H233V113H235V114L238 113V114L244 115V114L246 113V111H248V109L250 110V108H251L252 106H251L250 108H248L249 105H248V104L246 105V103L244 104V103L242 102ZM10 101H12V100H10ZM13 101H14V100H13ZM16 101H17V100H16ZM16 101H15V104H14V105H11V106L8 105V106L10 107V108L7 107V108L10 109V110L8 109L9 112H10L11 109H12V110L14 111L13 116H14V115H17V114H24V113H25L24 115H25V116H30L29 119H31V115H32L33 113H32V114L30 113L31 115H29V113H27V112H24V113H23V109H24V106H26V104L23 106V108H21L22 106H20V105H23V104L17 105ZM34 101H36V100L34 99ZM44 101H45V100H44ZM55 101H56V100H55ZM59 101H60V102H59ZM72 101H73V100H72ZM123 101H124V100H123ZM131 101H132V100H131ZM131 101H130V102H131ZM143 101H144V100H143ZM148 101H149V100H148ZM150 101H151V100H150ZM161 101H162V100H161ZM36 102H37V101H36ZM38 102H39V101H38ZM73 102H75V101H73ZM79 102H80V101H79ZM132 102H133V101H132ZM138 102H139V101H138ZM245 102H246V101H245ZM257 102H258V101H257ZM20 103H21V102H20ZM22 103H23V102H22ZM29 103H30V102H29ZM44 103H45V102H44ZM47 103L49 104V101H47ZM52 103H53V102L51 101V105L54 104V103H53V104H52ZM127 103H128V102H127ZM147 103H148V102H147ZM147 103H146V104H147ZM158 103H159V102H158ZM160 103H161V102H160ZM242 103H243V104H242ZM252 103H251V104H252ZM258 103H259V102H258ZM11 104H12V103H11ZM48 104H46V105H48ZM56 104H55V105H56ZM74 104H75V103H74ZM74 104H73L72 106H74ZM123 104H124V103H123ZM135 104H136V102H135ZM144 104H145V103H144ZM155 104H156V103H155ZM0 105H1V104H0ZM33 105H34V104H33ZM36 105H37V104H36ZM49 105H50V104H49ZM49 105H48V106H49ZM55 105H53V106H55ZM69 105H68V106H69ZM79 105H80V103H79ZM118 105H120V104L118 103ZM125 105H127V104H125ZM128 105H129V104H128ZM141 105H142V104H141ZM211 105H212V104H211ZM214 105H216V103H215ZM256 105H257V104H256ZM259 105H261V104H259ZM2 106H3V105H2ZM4 106H5V104H4ZM44 106H45V104H44ZM44 106H43V107H44ZM61 106H60V107H61ZM80 106H81V105H80ZM87 106H88V105H87ZM130 106H131V105H130ZM146 106H147V105H146ZM154 106H155V105H154ZM212 106H213V105H212ZM212 106H211V107H212ZM217 106H218V108H219V104H217ZM217 106H215V107H217ZM220 106H221V103H220ZM222 106H223V105H222ZM222 106H221V107H222ZM232 106H233V105H232ZM35 107H36V106H35ZM41 107H42V106H41ZM50 107H52V106H50ZM74 107H75V106H74ZM103 107H105V106H103ZM144 107H145V106H144ZM257 107H258V106H257ZM2 108H3V107H2ZM2 108H0V110H1ZM5 108H6V107H5ZM26 108H28V107H26ZM31 108H32V106H31ZM31 108H29V109H31ZM47 108L49 109V107H47ZM61 108H62V107H61ZM61 108H60V109H61ZM80 108H81V107H80ZM120 108H121V107H120ZM141 108H142V107H141ZM147 108H148V107H147ZM213 108H214V106H213ZM225 108H228V106L225 107ZM232 108H233V107H232ZM262 108H263V107H262ZM32 109H33V108H32ZM34 109H35V108H34ZM37 109H38V108H37ZM39 109H40V107H39ZM51 109H52V108H51ZM53 109H54V107H53ZM112 109H113V107H112ZM117 109H118V108H117ZM117 109H116V110H117ZM122 109H123V108H122ZM132 109H135V108L132 106ZM138 109H139V108H138ZM211 109H212V108H211ZM211 109H210V110H211ZM221 109H222V108H221ZM228 109H229V108H228ZM4 110H5V109H4ZM4 110H3V112H6V113H7V110H5V111H4ZM25 110H27V109H25ZM25 110H24V111H25ZM45 110H47V109H45ZM62 110H63V108H62ZM82 110H83V109H82ZM82 110H81V111H82ZM86 110H88V109L86 108ZM123 110H124V109H123ZM189 110H190V109H189ZM203 110H204V109H203ZM213 110H214V109H213ZM215 110H216V109H215ZM225 110H226V109H225ZM252 110H253V112H252ZM13 111H12V113H13ZM33 111H35V113H36L37 110H33ZM49 111H50V110H48V112H49ZM78 111H79V110H78ZM78 111H77V113H78ZM81 111H80V113H81ZM127 111H129V110H127ZM127 111L124 110L123 112L126 113ZM137 111H138V110H137ZM146 111H147V110H146ZM180 111H181V110H180ZM207 111H208V110H207ZM231 111H232V110H231ZM250 111H251L252 114L255 112L256 117H257L258 114H259L258 117L261 116L260 114H264V109L261 110L260 108H259V110H256V108H254V109L252 108ZM3 112H2V113H3ZM29 112H30V111H29ZM42 112H43V111H42ZM61 112H62V111H61ZM85 112H86V111H85ZM110 112H111V111H110ZM123 112H122V113H123ZM131 112H132V111H131ZM203 112H204V111H203ZM226 112H227V111H226ZM228 112H229V111H228ZM49 113H50V112H49ZM68 113H69V112H68ZM75 113H76V112H75ZM77 113H76V114H77ZM119 113L122 114L121 112H119ZM119 113H118V114H119ZM127 113H128V112H127ZM151 113L153 114V112H151ZM204 113H205V112H204ZM243 113H244V114H243ZM3 114H4V113H3ZM39 114H40V113H39ZM70 114H71V113H70ZM73 114H74V113H73ZM86 114H89V113H86ZM149 114H150V113L147 112V113L144 115L145 119H147V118L149 119V117L152 116V115H149ZM155 114H156V112H155ZM157 114H158V113H157ZM207 114H208V113H207ZM207 114H206V115H207ZM225 114H226V113H225ZM235 114H234V115H235ZM0 115H1V117H2V114H0ZM4 115H6V114H4ZM11 115H12V114H11ZM34 115H36V114H34ZM42 115H44V114H42ZM125 115H126V114H125ZM138 115H139V114H138ZM229 115H230V114H229ZM231 115H232V114H231ZM234 115H233V116H234ZM236 115H237V114H236ZM246 115H247V114H246ZM25 116H23V117L25 118ZM36 116H38V115H36ZM79 116H80V115H79ZM89 116H90V115H89ZM96 116H97V115H96ZM250 116L252 117V115H250ZM20 117H21V116H20ZM32 117H33V116H32ZM34 117H35V116H34ZM38 117H39V116H38ZM38 117H37V118H38ZM61 117H62V116H61ZM74 117H75V116H74ZM76 117H77V116H76ZM82 117H84V116H82ZM97 117H98V116H97ZM126 117H128V116L126 115ZM242 117H243V116H242ZM2 118L5 119V116L2 117ZM2 118H0V121L3 120ZM18 118H19V117H16V119H18ZM21 118H22V117H21ZM35 118H36V117H35ZM77 118H78V117H77ZM98 118H100V117H98ZM121 118H122V117H121ZM140 118H141V117H140ZM153 118H154V117H153ZM243 118H244V117H243ZM243 118H242V119H243ZM254 118H255V117H254ZM254 118H253V119H254ZM261 118H262V117H261ZM9 119H12V118H9ZM43 119H44V118H43ZM89 119H90V118H89ZM118 119H119V118H118ZM130 119H131V118H130ZM159 119H161V118H159ZM239 119H240V118H239ZM251 119H252V118H251ZM256 119H257V118H256ZM7 120H8V118H7ZM33 120H34V118H33ZM33 120H32V121H33ZM41 120H42V119H41ZM45 120H46V119H45ZM87 120H88V119H87ZM95 120H97V118H96ZM99 120H100V122H102V121H101L102 119H99ZM99 120H98V121H99ZM126 120H127V119H126ZM126 120H124V121H126ZM151 120H153V119H151ZM245 120H246V119H245ZM248 120H249V119H248ZM248 120H246L247 122H244V120H242V122H237L236 125L239 126V129L241 128V130H242V128H243L244 126L249 125V122H250V121H248ZM258 120H259V118H258ZM9 121H10V120H9ZM20 121H21V120H20ZM20 121H16V122H19V123H17L16 125H14L15 127L13 126L14 129H15V128H16V129L18 128L17 130H22V129H23L22 127L25 126V123H24L23 121H22V122H20ZM28 121H29V120H28ZM43 121H44V120H43ZM43 121L40 122V123L42 124V126H41L40 124H38V123H37V124H38V126H41V128L44 126L43 128L45 129V126H47L48 124H47V125H46V124L43 125ZM76 121H77V119H76ZM143 121H144V120H143ZM148 121H150V119H149ZM220 121H221V120H220ZM253 121H254V120H253ZM2 122H4V121H2ZM14 122H15V120H14ZM44 122H45V121H44ZM61 122L64 123L62 120H61ZM69 122H70V121H69ZM69 122H68V123H69ZM72 122H73V121H72ZM120 122H121V121H120ZM140 122H141V121H140ZM150 122H151V121H150ZM214 122L217 123L216 121H214ZM0 123H1V122H0ZM89 123H90V122H88V124H89ZM94 123H95V122H94ZM96 123H97V122H96ZM106 123H107V122H106ZM108 123H109V121H108ZM129 123H130V122H129ZM138 123H139V121H138ZM138 123H137V124H138ZM218 123H219V122H218ZM252 123H253V122H252ZM255 123H256V122H255ZM9 124H10V123H9ZM37 124H36V127H38ZM64 124H65V123H64ZM69 124H71V123H69ZM84 124L86 125L87 123H84ZM84 124H83V125H84ZM88 124H87V125H88ZM127 124H128V123H127ZM137 124H136V126H137ZM143 124H144V122H142L141 124L139 123V125H138L137 127H135V128H140V129H141V127L143 126ZM211 124H212V123H211ZM224 124H225V122H224ZM256 124H257V123H256ZM261 124H262V123H261ZM31 125H32V124H31ZM31 125H30V126H31ZM52 125H53V122H52ZM61 125H62V124H61ZM85 125H84V127H85ZM110 125H111V124H110ZM147 125H148V124H147ZM215 125H217V124H215ZM68 126H69V125H68ZM106 126H107V125H106ZM126 126H127V125H126ZM126 126H123V127L125 128ZM213 126H214V125H213ZM221 126H222V125H221ZM249 126H250V125H249ZM26 127H28V125H27ZM48 127H49V126H48ZM52 127H53V126H52ZM54 127H55V126H54ZM66 127H67V126H66ZM70 127H72V126L70 125ZM73 127H75V126H73ZM73 127H72V129H73ZM84 127H83V128H84ZM88 127H89V126H87V128H88ZM153 127H154V126H153ZM250 127H251V126H250ZM255 127H256V126H255ZM255 127H253V128H255ZM19 128H22V129H19ZM62 128H63V127H62ZM96 128H97V127H96ZM100 128H101V127H100ZM107 128H108V127H107ZM142 128H143V127H142ZM258 128H259V127H258ZM263 128H264V127H263ZM11 129H12V128H11ZM16 129H15V130H16ZM36 129H38V128H36ZM47 129H48V128H47ZM49 129L52 130L51 125H50V128H49ZM59 129H60V128H59ZM69 129L71 130V128H69ZM69 129H68V130H69ZM74 129H75V128H74ZM76 129H77V128H76ZM92 129H94V128H92ZM204 129H206V128H204ZM222 129H223V127H222ZM251 129H252V128H251ZM251 129H250L251 134H253V135H257V136H258L259 134H260V135L262 134L261 136H262V138L264 139V131H262V130L259 131L257 128H255L253 131H251ZM256 129H257V130H256ZM260 129H261V128H260ZM24 130H25V129H24ZM65 130H67V128H66ZM70 130H69V131H70ZM81 130H82V129H81ZM84 130H86V127L84 128ZM84 130H82V131H84ZM103 130H104V129H103ZM105 130H106V129H105ZM105 130H104V132H106ZM120 130H121V129H120ZM123 130H124V129H123ZM136 130H137V129H136ZM138 130H139V129H138ZM138 130H137L136 132H138ZM154 130H156V129H154ZM219 130L221 131V129H219ZM246 130H247V129H246ZM246 130H245L244 132H246ZM13 131H14V130H13ZM30 131H31V130H30ZM34 131H35V130H34ZM47 131H48V130H47ZM4 132H5V131H4ZM4 132H3V130L0 129V134H1V135H3L2 133H4ZM15 132H16V131H15ZM21 132H22V131H21ZM24 132H25V131H24ZM32 132H33V131H32ZM32 132H31V133H32ZM35 132H37V131H35ZM38 132H39V130H38ZM52 132H54V131L52 130ZM74 132H75V131H74ZM91 132H92V131H91ZM145 132H146V129H145ZM157 132H158V131H157ZM244 132H243V133H244ZM248 132H249V131H248ZM250 132H249V133H250ZM25 133H27V132H25ZM39 133H40V132H39ZM47 133H48V132H47ZM76 133H77V132H76ZM81 133H82V132H81ZM84 133H85V132H84ZM86 133H87V132H86ZM118 133H119V132H118ZM121 133H123V132H121ZM139 133H140V132H139ZM153 133H154V132H153ZM153 133H151V134H153ZM236 133H237V132H236ZM249 133H248V134H249ZM10 134H11V133H10ZM10 134H9V135H10ZM19 134H20V133L18 132L17 135L19 136ZM52 134H54V133H52ZM52 134H49V135L47 134V136H50V135L52 136ZM98 134H99V133H98ZM135 134H136V133H135ZM137 134H138V133H137ZM231 134H233V133H231ZM240 134H241V133H240ZM29 135H30V134H29ZM56 135H57V137H58L59 134H56ZM92 135H93V134H92ZM95 135H96V134H95ZM114 135H115V134H114ZM141 135H142V133H141ZM229 135H230V134H229ZM242 135H243V134H242ZM242 135H241V136H242ZM245 135L247 136V134H245ZM260 135H259V137H260ZM22 136H23V135H22ZM31 136H32V135H31ZM38 136H40V135H38ZM70 136H71V135H70ZM72 136H73V135H72ZM72 136H71V137H72ZM76 136H77V135H76ZM85 136H86V135H85ZM85 136H84V137H85ZM102 136H103V135H102ZM116 136H119V134H118V135L116 134ZM116 136H115V139H116ZM235 136H236V135H235ZM246 136H245V137H246ZM251 136H252V135H251ZM251 136H250V137H251ZM24 137H26V135H25ZM24 137H21V136H20L19 138L21 139V138H24ZM32 137H33V136H32ZM53 137H54V136H53ZM79 137H80V138H76V137H75L74 141H77L76 139H81L82 136H79ZM84 137H83V138H84ZM86 137H87V136H86ZM86 137H85V138H86ZM122 137H124V136H122ZM122 137L120 136L119 138H118V137H117V138L120 139V138H122ZM141 137H143V136H141ZM228 137H229V136H228ZM228 137H227V139H228ZM230 137H231V136H230ZM232 137H233V136H232ZM232 137H231V138H232ZM27 138H28V139H27ZM72 138H74V136H73ZM93 138H94V137H93ZM135 138H136V136H135ZM138 138H139V137H138ZM154 138H155V134H154ZM156 138H157V137H156ZM233 138H234V137H233ZM233 138H232V139H233ZM236 138H239V137H236ZM256 138H257V137H256ZM260 138H261V137H260ZM35 139H36V137H35ZM49 139H50V137H48V139H46V141L49 140ZM51 139H52V137H51ZM51 139H50V140H51ZM53 139H54V138H53ZM55 139H56V138H55ZM55 139H54V140H55ZM88 139H89V138H88ZM124 139H125V138H124ZM130 139H131V138H130ZM229 139H230V138H229ZM243 139H244V135H243ZM21 140H22V144H23V145L21 144L22 146H24V144H26V146H27L28 143L34 145V142H35L34 139H33L32 141H30V140H29V137H26L25 139H21ZM36 140H37V139H36ZM38 140H39V139H38ZM54 140H53V141H54ZM61 140H62V139H61ZM61 140L59 139L60 143H61ZM83 140H84V139H83ZM89 140H90V139H89ZM100 140H102V139H100ZM113 140H114V137H113ZM116 140H117V139H116ZM131 140H132V141L134 140V136H133V138H132ZM150 140H151V139H150ZM219 140H220V139H219ZM230 140H231V139H230ZM244 140H245V139H244ZM248 140H249V139H248ZM33 141H34V142H33ZM51 141H52V140H51ZM51 141H50V143H51ZM57 141H58V140H57ZM59 141L56 142V140H55L54 142H56V144H57V145H56L57 148L60 146V150H59V151H62V149H61V146H62V145H59ZM80 141H81V140H80ZM84 141H85V140H84ZM111 141H112V140H111ZM117 141H119V140H117ZM164 141H166V140H164ZM170 141H171V140H170ZM209 141H210V140H209ZM209 141H208V142H209ZM220 141H221V140H220ZM262 141H263V140H262ZM262 141H261V142H262ZM32 142H33V143H32ZM41 142H42V141H41ZM44 142H45V141H44ZM130 142H131V141H130ZM166 142H168V141H166ZM221 142H222V141H221ZM223 142H224V141H223ZM225 142H226V141H225ZM232 142H233V140H232ZM244 142H245V141H244ZM244 142H243V143H244ZM20 143H21V141H20ZM63 143H64V141H63ZM63 143H61V144H63ZM85 143H86V142H85ZM90 143H91V141H90ZM148 143H149V142H148ZM216 143H217V142H216ZM229 143L231 144V142H229ZM229 143H228V144H229ZM254 143H255V142H254ZM36 144H37V142H36ZM54 144H55V143H54ZM64 144L66 145V143H64ZM76 144H77V146H80L81 142H78V141H77V142L73 143L72 145H73V146H76ZM83 144H84V142H83ZM86 144H87V143H86ZM112 144H113V143H112ZM114 144H115V143H114ZM212 144H213V143H212ZM228 144H227V145H228ZM232 144H233V143H232ZM255 144H256V143H255ZM9 145H10V144H9ZM39 145H40V144H39ZM51 145L53 146V142H52ZM70 145H71V144H70ZM110 145H111V144H110ZM124 145H125V144H124ZM149 145H150V144H149ZM166 145H167V144H166ZM166 145H165V146H166ZM169 145H170V144L168 143V146H169ZM209 145H211V144H209ZM245 145H248V144H244V146H245ZM261 145H263V144H261ZM36 146H37V145H36ZM41 146H42V143H41ZM66 146H68V145H66ZM81 146H82V144H81ZM104 146H105V145H104ZM122 146H123V145H122ZM218 146H219V145H218ZM221 146L225 148V146H223V145H221ZM256 146H258V145H256ZM259 146H260V144H259ZM33 147H34V146H33ZM63 147L65 148V146H63ZM63 147H62V148H63ZM89 147L91 148V146H89ZM92 147H93V146H92ZM98 147H99V146H98ZM109 147H110V146H109ZM120 147H121V146H120ZM126 147H127V146H126ZM126 147H122V148H126ZM149 147H151V146H149ZM226 147H227V146H226ZM245 147H246V146H245ZM247 147H248V146H247ZM260 147H261V146H260ZM36 148L39 149V147H36ZM54 148H55V147H54ZM57 148H56V149H57ZM77 148H78V147H77ZM83 148H84V151H85L86 153L89 152V151L85 150V148H86V147H85V144H84V147H83ZM90 148H89V149H90ZM106 148H107V147H106ZM113 148H114V147H113ZM122 148H121V150H122ZM168 148H169V147H168ZM216 148H217V147H216ZM227 148H228V147H227ZM237 148H238V147H237ZM248 148H249V147H248ZM48 149H49V148H48ZM56 149H55V150H56ZM66 149H67V148H66ZM66 149H65V150L63 149V150H64V151L69 150V148H68L67 150H66ZM80 149H81V147H80ZM86 149H87V148H86ZM110 149H111V148H110ZM126 149L128 150V147H127ZM166 149H167V148H166ZM169 149H170V148H169ZM220 149H221V148H220ZM259 149H260V148H259ZM262 149H263V148H262ZM34 150L36 151L35 147H34ZM39 150H42V149H39ZM43 150H44V149H43ZM57 150H58V149H57ZM93 150H94V147H93ZM93 150H92V148H91V152H92ZM96 150H97V147L95 148V151H96ZM112 150H113V149H112ZM112 150H110V151L112 152ZM119 150H120V149H119ZM124 150H125V149H124ZM124 150H122L121 152L124 153ZM127 150H126V151H127ZM167 150H168V149H167ZM167 150H166V151H167ZM178 150H179V149H178ZM218 150H219V149H218ZM223 150H224V149H223ZM236 150H237V149H236ZM240 150H241V149H240ZM255 150H256V149H255ZM9 151H10V150H9ZM64 151H62V152H64ZM78 151H79V150H78ZM84 151H83V152H84ZM95 151H94V152H95ZM126 151H125V153H126ZM129 151H131V150H129ZM134 151H135V150H134ZM188 151H189V150H188ZM190 151H191V150H190ZM195 151H196V150H195ZM216 151H217V150H216ZM221 151H222V150H221ZM228 151H229V150H228ZM233 151H234V150H233ZM250 151H251V150H250ZM257 151H258V148H257ZM257 151H256V152H257ZM14 152H15V151H14ZM46 152H47V150H46ZM50 152H51V151H50ZM50 152H48V153H50ZM57 152H58V151H57ZM67 152H69V151H67ZM91 152H89V153L91 154ZM94 152H93V153H94ZM97 152H98V151H97ZM107 152H109V151H108V148H107ZM121 152H120V153H121ZM132 152H133V151H132ZM168 152L171 153L170 151H168ZM174 152H177V151H174ZM179 152H180V150H179ZM186 152H187V151H186ZM193 152H194V150H193ZM211 152H212V151H211ZM224 152H225V150H224ZM231 152H232V151H231ZM259 152H260V151H259ZM259 152H258V153H259ZM31 153H33V152H31ZM34 153H35V152H34ZM34 153H33L32 155H33V156H34V155L37 156V154H34ZM38 153H39V152H38ZM42 153H44V152H42ZM51 153H52V152H51ZM89 153H88V154H89ZM93 153H92L90 156L95 155V154H93ZM95 153H96V152H95ZM105 153H106V151H105ZM109 153H110V152H109ZM118 153H119V152H118ZM129 153H130V152H129ZM191 153H192V152H191ZM222 153H223V152H222ZM237 153H239V152H237ZM260 153H261V152H260ZM14 154H15V153H14ZM53 154H54V153H52L51 155H49V157L51 156V158H52L54 155L56 156V153H55L54 155H53ZM60 154H64V153H60ZM67 154H68V153H67ZM83 154H84V153H83ZM88 154H87V156H89ZM96 154H100V152H99V153H96ZM116 154H117V153H116ZM116 154H115V155H116ZM178 154H179V153H178ZM189 154H190V152H189ZM211 154H212V153H211ZM234 154H235V152H234ZM251 154H252V152H251ZM251 154H250V155H251ZM261 154L263 155V153H261ZM45 155H46V154H45ZM52 155H53V156H52ZM57 155H58V153H57ZM84 155H85V154H84ZM102 155H103V154H102ZM112 155H113V154H112ZM112 155H111V156H112ZM127 155H128V152H127ZM174 155H175V154H174ZM179 155H180V154H179ZM192 155H193V154H192ZM219 155H220V154H219ZM239 155H240V154H239ZM239 155H238V156H239ZM248 155H249V154H248ZM255 155H256V154H255ZM7 156H8V155H6V156L1 160V163L6 162V160H7V161H8V160L11 161V159H12L11 156H8V157H7ZM42 156L44 157L43 154H42ZM46 156H47V155H46ZM55 156H54V157H55ZM62 156H63V155H62ZM67 156H68V155H67ZM95 156H96V155H95ZM107 156H108V154H107ZM129 156H130V155H129ZM160 156H161V155H160ZM215 156H216V155H215ZM215 156L212 155L213 158H214ZM221 156H222V155H221ZM224 156H225V154H224ZM238 156H237V158H238ZM245 156H246V155H245ZM251 156H252V155H251ZM253 156H254V154H253ZM253 156H252V158H253ZM257 156L259 157V156H261V155L258 154ZM263 156H264V155H263ZM12 157H13V156H12ZM39 157H41V156H39ZM85 157H86V156H85ZM130 157H131V156H130ZM183 157H184V156H183ZM188 157H189V156H188ZM192 157H193V156H192ZM192 157H191V158H192ZM249 157H250V156H249ZM6 158H7V159H6ZM55 158H56V157H55ZM65 158H66V157H65ZM82 158H83V157H82ZM89 158H90V157H89ZM91 158H92V157H91ZM121 158H122V157H121ZM158 158H160V157L158 156ZM185 158H186V157H185ZM223 158H224V157H223ZM223 158H222V159H223ZM226 158H228V157H226ZM232 158H233V157H232ZM246 158H248V157H246ZM246 158H245V159H246ZM252 158H251V159H252ZM256 158H257V157H256ZM4 159H5V161H4ZM43 159H45V158H43ZM46 159H47V158H46ZM46 159H45V161H46ZM49 159H50V158H48L47 160H49ZM85 159H87V158H85ZM85 159H84V160H85ZM117 159H118V158H117ZM124 159H125V158H124ZM144 159H145V158H144ZM188 159H189V158H188ZM188 159H187V160H188ZM205 159H206V158H205ZM262 159H263V158H261V160H262ZM12 160H13V159H12ZM72 160H73V159H72ZM130 160H131V159H130ZM134 160H135V159H134ZM139 160H140V159H139ZM154 160H155V159H154ZM161 160H162V159H161ZM185 160H186V159H185ZM208 160H209V159H208ZM208 160L206 159V160H204V161H208ZM213 160H214V159H213ZM216 160H217V159H216ZM218 160H219V159H218ZM223 160H224V159H223ZM225 160H226V159H225ZM225 160H224L223 162H225ZM229 160H230V159H229ZM252 160H254V159H252ZM255 160H258V159H255ZM2 161H3V162H2ZM30 161H31V160H30ZM40 161H43V160L40 159ZM65 161H66V160H65ZM65 161H64V162H65ZM90 161H91V160H90ZM119 161H120V160H119ZM132 161H133V160H132ZM159 161H160V160H159ZM170 161H171V160H170ZM210 161H211V160H210ZM221 161H222V160H221ZM221 161H219V163H221ZM231 161H232V160H231ZM235 161H236V160H235ZM49 162H50V160H49ZM121 162H122V164H123V161H121ZM143 162H144V161H143ZM146 162H147V161H146ZM202 162H203V161H202ZM208 162H209V161H208ZM211 162H212V161H211ZM214 162H217V161H214ZM9 163H10V162H9ZM40 163H41V162L38 163L39 165L36 164V166L38 165V167H39V166H40ZM44 163L47 164L46 162H43L42 166L44 165ZM65 163H67V162H65ZM144 163H145V162H144ZM150 163H151V162H150ZM226 163H227V162H226ZM229 163H230V162H229ZM231 163H232V162H231ZM231 163H230V164H231ZM234 163H235V162H234ZM234 163H233V164H234ZM236 163H237V162H236ZM240 163H241V162H240ZM247 163H249V162H247ZM14 164H15V162H14ZM14 164H12V165H14ZM30 164H31V163H30ZM50 164H51V162H50ZM119 164H120V163H119ZM124 164H125V163H124ZM133 164H134V163H133ZM145 164H147V163H145ZM145 164H144V165H145ZM157 164H158V162H157ZM188 164H189V163H188ZM200 164H201V163H200ZM210 164H211V163H210ZM230 164H229V167H230ZM237 164H238V163H237ZM5 165H6V164H5ZM7 165H8V164H7ZM7 165H6V166H7ZM18 165L21 166V164H18ZM18 165L15 164V168H16ZM26 165H27V164H26ZM28 165H29V163H28ZM28 165H27V166H28ZM116 165H117V164H116ZM150 165H151V164H150ZM159 165H160V170H163V169H164L165 171H163V172H165L164 174H166V175H168V174H167L168 171L173 167V166L170 165V162H169V163H168V162H167V163H165V162H164V163H160ZM159 165H158V168H159ZM173 165H174V163H173ZM182 165H183V164H182ZM182 165H181V167H182ZM224 165H225V164H224ZM6 166H5V167H6ZM24 166H25V165H24ZM27 166H26V167H27ZM30 166H31V165H30ZM30 166L27 167V169H28V168L31 169L33 166L35 167V165H33L31 168H30ZM66 166H67V165H66ZM77 166H78V165H77ZM125 166H127V165H125ZM135 166H136V165H135ZM137 166L139 167V168H137V170L140 169L141 167L146 168L145 166H143L142 161H141V163H138V162H137ZM205 166H206V165H205ZM225 166H227V165H225ZM241 166H242V165H241ZM12 167H13V166H12ZM45 167H46V166H45ZM68 167H69V166H68ZM73 167H74V166H73ZM148 167H149V166H148ZM148 167H147V168H148ZM199 167H201V166H199ZM229 167H228V168H229ZM237 167H238V166H237ZM242 167H243V166H242ZM245 167H246V165H245ZM55 168H58V167H55ZM74 168L77 169L76 167H74ZM130 168H131V167H130ZM161 168H162V169H161ZM175 168H176V167H175ZM228 168H226V169H228ZM231 168H232V167H231ZM0 169H1V168H0ZM10 169H12V168H11V167H6V170L9 171ZM20 169H21V168H20ZM66 169H67V168H66ZM133 169H134V168H133ZM149 169H150V168H149ZM154 169H155V168H154ZM185 169L189 171V170H192V167H191V166H188L187 164H185ZM204 169H205V168H204ZM239 169H240V168H239ZM244 169H246V168H244ZM43 170H44V168H43ZM69 170H70V169H69ZM79 170H80V168H79ZM82 170H84V168L81 169L80 171H82ZM135 170H136V169H135ZM196 170H197V169H196ZM196 170H195V171H196ZM229 170H230V169H229ZM8 171H6V172H8ZM13 171H14V170H13ZM18 171H19V170H18ZM30 171H32V170H30ZM33 171H34V168H33ZM35 171H36V169H35ZM98 171H100L99 168H98ZM139 171H140V170H139ZM146 171H147V170H146ZM156 171H157V170H156ZM172 171H173V168H172V170H171L170 172H172ZM174 171H175V169H174ZM174 171L172 172V174L175 173ZM176 171H177V170H176ZM192 171H193V170H192ZM76 172H77V170H76ZM133 172H134V170H133ZM147 172H148V171H147ZM160 172H161V171H160ZM160 172L156 173V174H158L157 176H159V178H162V179L166 180V177H165L166 175H164L163 173H160ZM186 172H187V171H186ZM220 172H221V171H220ZM19 173H20V172H19ZM46 173H47V172H46ZM46 173H45V174H46ZM59 173H60V172H59ZM96 173H97V172H96ZM130 173H131V171H130ZM177 173H178V172H177ZM217 173H218V172H217ZM14 174H16V173H14ZM29 174H30V173H29ZM135 174H136V173H135ZM172 174H171V175H172ZM178 174H179V173H178ZM222 174H223V176H224V173H222ZM222 174H221V175H222ZM229 174H230V173H229ZM17 175H18V174H17ZM19 175H20V176H19ZM19 175H18V176H19V178H20V177H21V174H19ZM26 175H27V173H26ZM31 175H32V173H31ZM34 175H35V176H34ZM34 175H33V177H35V179H34L35 181H36V178H37V179L41 178L40 175H39L40 177H37V176H36V175H38V171H37V173L34 172ZM133 175H134V174H133ZM148 175H149V174H148ZM173 175H174V174H173ZM180 175H181V177H183V178H181ZM180 175H178L180 181H182V179H183L184 182H186V183L188 182V185L190 184L192 187L195 186V185L198 184V183H201V184H204V185H205V184H207L206 182L209 180L208 178L205 179L206 176H205L204 178H202L204 175H202L201 179H199V180H197L195 177H194V178H195L196 180H194L193 177H192V178H189L187 175L184 176V175L182 174V172L180 173ZM218 175H219V174H218ZM221 175H220V177H221ZM227 175H228V174H227ZM231 175H232V174H231ZM7 176H8V175H7ZM12 176L15 177L14 175H12ZM18 176H16V178H15V180H16L18 183H23V182H26V181L28 182L29 180H30V181L32 180L33 183L35 182V181L33 180V177H32V176H31L32 178H30V177H25V178H24V177H21V179H18ZM23 176H24V175H23ZM29 176H30V175H29ZM45 176H46V175H45ZM55 176H56V175H55ZM55 176L53 177L54 180H55L56 178L59 177V176H58V177H57V176L55 177ZM73 176H76V175H74V174H72V176L70 175L71 178H72ZM123 176H124V175H123ZM137 176H139V175H137ZM194 176H195V175H194ZM208 176H209V174H208ZM208 176H207V177H208ZM213 176H215V175H213ZM223 176H222V177H223ZM4 177H5V176H4ZM43 177H44V175H43ZM46 177H47V176H46ZM48 177H49V176H48ZM143 177H144V176H143ZM170 177H171V176H170ZM215 177H216V176H215ZM218 177H219V176H218ZM232 177H233V175H232ZM11 178H12V177H11ZM66 178H68V177H66ZM74 178H75V177H74ZM140 178H141V177H140ZM212 178H214V177H212ZM233 178H234V177H233ZM12 179H14V178H12ZM41 179H42V178H41ZM58 179H59V178H58ZM79 179H80V178H79ZM142 179H143V178H142ZM157 179H158V178H157ZM170 179H171V178H170ZM216 179H217V178H216ZM2 180H3V179H2ZM83 180H84V179H83ZM137 180H138V179H137ZM140 180H141V179H140ZM149 180H150V179H149ZM167 180H168V179H167ZM167 180H166V181H167ZM223 180H224V179H223ZM226 180H227V182H228L229 179H226ZM226 180H225V182H226ZM233 180H234V179H233ZM10 181H12V180L10 179ZM13 181H14V180H13ZM40 181H41V180H40ZM45 181H46V180H45ZM69 181H70V180H69ZM111 181H112V180H111ZM169 181H171V180H169ZM169 181H168V182H169ZM176 181H178V179H176ZM221 181H222V180H221ZM221 181L219 180V182H221ZM229 181H230V180H229ZM231 181H232V180H231ZM14 182H15V181H14ZM38 182H39V181H38ZM75 182H76L75 179H71V183L74 184ZM114 182H115V181H114ZM127 182H128V181H127ZM135 182H136V181H135ZM195 182H196V184H195ZM250 182H251V181H250ZM3 183H4V182H3ZM28 183H29V182H28ZM82 183H83V182H82ZM108 183H111V182H108ZM138 183H140V181H139ZM165 183H166V182H165ZM208 183H210V182H208ZM211 183H212V182H211ZM16 184H17V183H16ZM36 184H37V183H36ZM40 184H41V183H40ZM44 184H45V182H44ZM44 184L42 183L41 185H44ZM46 184H47V183H46ZM106 184H107V183H106ZM142 184H143V183H142ZM142 184H141V185H142ZM193 184H194V185H193ZM221 184H222V182H221ZM226 184H227V183H226ZM228 184H229V182H228ZM230 184H231V182H230ZM254 184H255V183H254ZM18 185H19V184H18ZM21 185H22V186H26L27 184H26V185H25V184H24V185L21 184ZM31 185H32V184H31ZM41 185H39V186L42 188ZM137 185H138V184H137ZM137 185H136V183L133 182L132 185H131V187L137 189V188L140 187V186L137 187ZM181 185H182V184H181ZM198 185H199V184H198ZM204 185H202V186H204ZM210 185H211V184H210ZM214 185H215V184H214ZM222 185H223V184H222ZM22 186H20V187H22ZM106 186H107V188H108V187H113L114 185H109V184H107ZM142 186H143V185H142ZM167 186H168V185H167ZM177 186H178V185H177ZM206 186H209V184L206 185ZM206 186H205V187H206ZM220 186H221V185H220ZM249 186H250V185H249ZM16 187H17V186H16ZM44 187H45V186H44ZM46 187H47V186H46ZM71 187H72V186H71ZM80 187H81V186H80ZM100 187H101V186H100ZM128 187H129V186H128ZM131 187H129V188H131ZM164 187H165V186H164ZM168 187H169V188H168V191H169V190H170V186H168ZM180 187H181V186H180ZM182 187H183V186H182ZM195 187H199V186H195ZM205 187H204V188H205ZM218 187H219V186H218ZM218 187H217V188H218ZM224 187H225V185H224ZM231 187L233 188V186H231ZM23 188H24V187H23ZM23 188H20V189H23ZM78 188H79V187H78ZM78 188H77V189H78ZM81 188H82V187H81ZM102 188L104 189V188H106V187H103V186H102ZM113 188H115V187H113ZM132 188H131V189H132ZM174 188H175V187H174ZM187 188H189V187H187ZM193 188H194V187H193ZM200 188H201V186L199 187V189H200ZM202 188H203V187H202ZM211 188H212V187H211ZM219 188H220V187H219ZM232 188H231V189H232ZM18 189H19V188H18ZM24 189H25V188H24ZM57 189H58V188H56L55 190H57ZM59 189H61V188H59ZM75 189H76V188H75ZM98 189H99V188H98ZM98 189H97V191H99ZM110 189H111V188H110ZM118 189H119V188H118ZM120 189H122V188H120ZM126 189H127V188H126ZM181 189H182V188H181ZM207 189H208V188H207ZM215 189H216V188H215ZM228 189H229V188H228ZM32 190H33V189H32ZM38 190H39V189H38ZM41 190H42V189H41ZM68 190H71V189H68ZM73 190H74V189H73ZM79 190H80V188H79ZM104 190H106V189H104ZM108 190H109V189H108ZM123 190H124V189H123ZM178 190H179V189H178ZM189 190H190V189H189ZM193 190H194V189H193ZM195 190H196V189H195ZM208 190H209V189H208ZM217 190H218V189H217ZM217 190H215V191H217ZM221 190H222V189H221ZM235 190H236V194H237V189H235ZM13 191H14V190H13ZM13 191H12L11 193L9 192L10 194H9V196H8V197H11V198H9L8 200H10V199L14 200L13 203L18 202V204L16 203V205H15V206L13 205V207H12V204H13V203H12L11 205L8 204V205H10V206L13 208V209L10 208V209H12L13 214H14V213L16 214V212H17V213H20L21 211H19V210L22 209V208L25 209V208H27V207H30V208L32 207V205H31V203H30V199H29V197H22L23 195L21 196L20 194H22L23 192L20 193V194H17V190L14 191V194H12ZM21 191H23V190H21ZM35 191H37V190H35ZM44 191H45V190H44ZM49 191H50V190H49ZM49 191L46 190V192H49ZM57 191L60 192L61 190H57ZM128 191H130V190H128ZM131 191H132V190H131ZM160 191H161V190H160V188H159V190H157L156 192H154L155 197H156V200H157V198H159V197H163V198L165 199V198H168V197L170 196V195H169L168 197L165 196V194H166V192H167L166 190H165V191H166L165 194L162 193V192H160ZM171 191L173 192V190H171ZM174 191H175V190H174ZM182 191H183V189H182ZM213 191H214V190H213ZM245 191H246V190H245ZM32 192H33V191H32ZM37 192H38V191H37ZM37 192H36L35 194H34V192H33V194L35 195L36 198H34L33 195H32L33 197L30 196V198L32 197V198H31L32 200H35V199H36L37 202H40V200L42 199V196H43V198H44L45 195H44V194H41V193H42L41 191H40L41 193H40V192L37 193ZM54 192H55V191H54ZM58 192H56V193H58ZM69 192H70V191H69ZM69 192H68V193H69ZM73 192L75 193L76 191H73ZM103 192H104V191H103ZM106 192H107V191H106ZM121 192H122V191H120V193H121ZM124 192H125V190H124ZM124 192H123V193H124ZM134 192H135V191H134ZM163 192H164V191H163ZM172 192H171V193H172ZM176 192H177V191H176ZM176 192H175V193H176ZM188 192H189V191H188ZM188 192H187V193H188ZM191 192H192V191H191ZM196 192H197V190H196ZM202 192H203V191H202ZM252 192H253V191H252ZM252 192H251V194H252ZM5 193H6V192H5ZM15 193H16V194H15ZM68 193H67V194H68ZM74 193H70V194H73V195H74ZM78 193L80 194V192H78ZM78 193H77V194H78ZM128 193H129V192H128ZM193 193H194V192H193ZM197 193H198V192H197ZM217 193H218V192H217ZM31 194H32V193H30L29 195H31ZM88 194H89V193H88ZM130 194H131V193H130ZM148 194H149V193H148ZM148 194H147V195H148ZM169 194H170V193H169ZM178 194H179V192H178ZM230 194H231V193H230ZM248 194H250V193H248ZM251 194H250V195H251ZM46 195H47V193H46ZM97 195H98V194H97ZM122 195H123V194H122ZM127 195H128V194H127ZM127 195H126V196H127ZM136 195H137V194H136ZM147 195H146V196H147ZM196 195H197V194H196ZM201 195H202V194H201ZM238 195H239V194H238ZM25 196H28V195H25ZM70 196H71V195H70ZM77 196H78V195H77ZM77 196H75V197H77ZM98 196H100V195H98ZM123 196H124V195H123ZM187 196H189V195H187ZM204 196H205V194H204ZM204 196H203V198H204ZM231 196H235V194H233V195H231ZM244 196H245V195H244ZM246 196H247V195H246ZM8 197H7V198H8ZM46 197H47V196H46ZM75 197H74L73 199H75ZM104 197H105V196H104ZM104 197H103V198L100 197V199L102 198V199L104 200ZM112 197H114V196H112ZM130 197H131V196H130ZM133 197H135V196H132L131 198H133ZM148 197H149V196H148ZM172 197H173V196H172ZM174 197H176V196H174ZM181 197H182V196H181ZM195 197H196V196H195ZM197 197H198V196H197ZM197 197H196V198H197ZM208 197H209V196H208ZM228 197H229V196H228ZM66 198H67V197H66ZM90 198H91V197H90ZM105 198H106V197H105ZM107 198H108V196H107ZM109 198H110V197H109ZM114 198H115V197H114ZM114 198H112V200H113ZM126 198H127V197H126ZM169 198H170V197H169ZM182 198H184V197H182ZM182 198H181L180 200H182ZM185 198H186V197H185ZM190 198H193V195H192V197H190ZM213 198H214V197H213ZM215 198H216V197H215ZM230 198H234V197H230ZM238 198H239V197H237V200H238ZM244 198H245V197H244ZM38 199H39V201H38ZM120 199L122 200L121 196H120L119 200H120ZM127 199H128V198H127ZM127 199H126V200H127ZM146 199H147V198H146ZM173 199H174V201H171V202H167V200H166V202H167L168 204L166 203L167 205H166V206H163V207H164V208L162 207L163 209H162L161 206H160V209H161V210H160L159 212L162 213V214H160V215L157 214L158 216L155 214V215L157 216V218H159L158 220H157V218L155 219V220H156L155 223H154V221H152L151 219H149V220L147 219L145 225L143 224L144 227L147 228V232H148V233H149V232L154 233V232H156L157 229L159 230V227H162L163 224L165 225L166 220H169V221L167 222L168 226L170 225L169 223L172 224V223L175 222V224H177V223L179 222V223L181 224V223L183 222V221H182V222L180 221L181 218L178 220V219H175V216H173L174 214L172 215V213L175 211V209L171 210V211H172L171 214H170V211H169V214H168V212H167V210H168V209L170 210V208L174 207V205H175V203H176L175 198H173ZM173 199H172V200H173ZM186 199H188V198H186ZM205 199H206V198H205ZM209 199H210V198H209ZM211 199H212V197H211ZM218 199H219V198H218ZM228 199H229V198H228ZM245 199H246V198H245ZM245 199H244V200H245ZM12 200H11V202H12ZM42 200H43V199H42ZM42 200H41V202H42ZM96 200H97V199H96ZM103 200H102L101 202H103ZM115 200H116V198H115ZM124 200H125V199H124ZM133 200H134V198H133ZM176 200L178 201L177 198H176ZM183 200H184V199H183ZM206 200H208V198H207ZM212 200H213V199H212ZM212 200H210V201H212ZM214 200H215V199H214ZM234 200H235V198H234ZM239 200H240V199H239ZM241 200H242V199H241ZM3 201H4V200H3ZM5 201H6V200H5ZM43 201H44V200H43ZM52 201L54 202V200H52ZM97 201H100V200L98 199ZM104 201H105V200H104ZM109 201H110V200H109ZM127 201H128V200H127ZM130 201H132V200L130 199ZM161 201H163V199H162ZM164 201H165V200H164ZM164 201H163V202H164ZM197 201H198V200H197ZM228 201H229V200H228ZM230 201H231V200H230ZM232 201H233V200H232ZM235 201H236V200H235ZM245 201H246V200H245ZM245 201H244V202H245ZM11 202H10V203H11ZM49 202H50V201H49ZM55 202H56V201H55ZM110 202H112V201H110ZM124 202H125V201H124ZM132 202H133V201H132ZM179 202H180V201H179ZM179 202H178V204H180ZM192 202H193V201H192ZM192 202H190V203L193 204ZM205 202H206V201H205ZM207 202H209V200H208ZM216 202H217V201H215V207H216V206H220L219 203L221 202V200L218 201L219 203H218V202L216 203ZM224 202H225V201H224ZM252 202H253V201H252ZM256 202H257V201H256ZM7 203H8V202H7ZM45 203H46V202H45ZM50 203H51V202H50ZM58 203H59V202H58ZM105 203H106V201H105ZM112 203H113V202H112ZM122 203H123V200H122ZM133 203H134V202H133ZM154 203H155V202H154ZM200 203H201V202H200ZM225 203H226V202H225ZM225 203H224V205L226 206L227 203H226V204H225ZM229 203H230V202H229ZM240 203H241V201H240ZM246 203H247V201H246ZM248 203H249V202H248ZM5 204H6V202H5ZM46 204H47V203H46ZM95 204H96V203H95ZM99 204H100V203H99ZM123 204H125V203H123ZM128 204H129V203H128ZM128 204H125V205L128 206ZM134 204H136V203H134ZM134 204H133V205H134ZM148 204H149V202H148ZM148 204H147V207L151 205V204H149V205H148ZM152 204H153V202H152ZM157 204H158V203H157ZM157 204H156V205H157ZM222 204H223V203L221 202V205H222ZM233 204H235V203H232V205H233ZM242 204L244 205L243 202H242ZM249 204H250V203H249ZM251 204H252V203H251ZM35 205H36V204H35ZM56 205H57V204H56ZM103 205H104V204H103ZM103 205H102V206H103ZM105 205L108 206L109 204L107 203V204H105ZM118 205H119V203H118ZM159 205H161V204H159ZM159 205H158V206H159ZM164 205H165V204H164ZM176 205H177V203H176ZM189 205H190V204H189ZM211 205H214V204L211 203ZM211 205H210L209 207H212ZM224 205H222V206L224 207ZM245 205H246V204H245ZM16 206H18V208H17ZM41 206H42V205H41ZM43 206H45V204H44ZM43 206H42V207H43ZM79 206H80V205H79ZM100 206H101V205H100ZM100 206H99V207H100ZM110 206H111V203H110ZM121 206H122V204H121ZM136 206L138 207V205H136ZM158 206H157V207H158ZM193 206H194V205H193ZM227 206H228V205H227ZM233 206H234V205H233ZM255 206H256V205H255ZM255 206H254V207H255ZM42 207H40L41 210H39V212L36 211L37 213L34 212V214L31 213V211H32L31 209H30L31 211H30V210H27V209H26L25 211H22V212L25 214V215H24V218L28 217L27 222L29 221V219H30V221L32 220V222H33L34 220H39V221H40L41 219L39 218V216H41V218H42V217L45 218V217H44V216H45V215H44V212L42 211ZM118 207H119V206H118ZM139 207H140V206H139ZM139 207H138V208H139ZM153 207L155 208L156 206H151V207H149V208H153ZM206 207H207V206H206ZM213 207H214V206H213ZM223 207H222V208H223ZM33 208H34V207H33ZM33 208H32V209H33ZM135 208H136V207H135ZM135 208H134V209H135ZM144 208H145V207H144ZM154 208H153V209H154ZM195 208H196V205H195ZM198 208H199V207H198ZM218 208H219V207H218ZM234 208H235V206H234ZM234 208H233V209H234ZM236 208H238V207H236ZM236 208H235L234 210H236ZM7 209L9 210V207H8ZM84 209H85V208H84ZM90 209H92V208H90ZM130 209H131V208H130ZM130 209H129V211H131ZM134 209H132V210H134ZM146 209H147V208H146ZM157 209H159V207H158ZM178 209H179V208H178ZM220 209H221V208H220ZM224 209H226V207H224L221 211H225ZM229 209H230V211H232V213H233L234 210H233L230 206H229ZM238 209H240V208H238ZM248 209H249V208H248ZM82 210H83V209H82ZM98 210H99V209H98ZM101 210H102V209H101ZM103 210H105V209H103ZM116 210H117V209H116ZM124 210H125L127 213L129 212L128 210H126V208H125V209L123 208V211H124ZM137 210H138V209H137ZM139 210H140V209H139ZM141 210L143 211V209H141ZM147 210H149V211H147ZM147 210H146L147 212H150V209H147ZM179 210H180V209H179ZM204 210L206 211V208H205ZM204 210H203V211H204ZM210 210H211V209H210ZM214 210H218V209L214 208ZM227 210H228V207H227ZM227 210H226V211H227ZM249 210H250V209H249ZM0 211H1V210H0ZM12 211H11V212L8 211V213H11V214H12ZM18 211H19V212H18ZM33 211H35V210H33ZM33 211H32V212H33ZM83 211H85V212L88 211V208H86V210H83ZM83 211H82V212H83ZM90 211H91V210H90ZM93 211H94V210H93ZM117 211H118V210H117ZM117 211L115 212V213H116V216H117V213L119 212V211H118V212H117ZM125 211H124V212H122V211L119 212L118 215H121L122 213H124V215H125V214H126ZM146 211H145V212H146ZM151 211H152V210H151ZM156 211H157V210H156ZM156 211H155V212H156ZM180 211H181V210H180ZM199 211L202 212L201 209H200ZM219 211H220V210H219ZM228 211H229V210H228ZM228 211H227V213H229ZM238 211H239V210H238ZM238 211H236V213H233V216H234V217H235V214H237V213L242 215L241 212L243 211V209H242V211L240 210V213H239ZM70 212H72V211H70ZM82 212H80V213L82 214ZM102 212H103V211H102ZM106 212H108V211H105V213H106ZM135 212L137 213L135 216H137V215H138V212H137V211H135ZM135 212H134V213H135ZM145 212H144V213H145ZM90 213H91V212H89V211H88L87 214L83 213V214H84V215H83L84 217H85V215H86V218H85V219H88V218H89V217L87 218V215H89ZM94 213H95V212H94ZM103 213H104V212H103ZM103 213H102V215H99V216H102L101 218L99 217V219H97V218L95 217V218L97 219V220H96V219H95V220H96V222L98 223L99 226H100V225H102V226H106V225H108V226L110 227V226L113 224V222L110 221L111 219H108V220H107V218H109V217H108V216H107V218H106V216L104 217V214H103ZM115 213H114V214H115ZM130 213H131V212H130ZM152 213H154V212H152ZM152 213L149 214L150 217H151ZM175 213H177V212H175ZM218 213L220 214V212H218ZM221 213L223 214V212H221ZM225 213H226V212H225ZM227 213H226V214H227ZM230 213H231V212H230ZM249 213H250L251 215L253 214V213H251L250 211H249ZM21 214H22V213H21ZM49 214H50V213H49ZM72 214H73V213H72ZM97 214H98V213H97ZM100 214H101V213H100ZM106 214H107V213H106ZM109 214H110V213H109ZM111 214H112V213H111ZM111 214H110V215H111ZM128 214H129V213H128ZM128 214H127V215H128ZM132 214H133V212H132ZM132 214H131V217H130V218L133 219L134 216H133ZM204 214H205V212H203V216H205ZM222 214H221V215H222ZM250 214H249V215H250ZM254 214H256V213H254ZM42 215H44V216H42ZM53 215H55V214H53ZM177 215H178V214H177ZM184 215H185V214H184ZM184 215H183V216H184ZM199 215H200L199 217L202 216L201 214H199ZM215 215L219 216L218 214H215ZM241 215H240V216H241ZM243 215H244V214H243ZM249 215H248V216H249ZM257 215H258V213H257ZM259 215H260V213H259ZM259 215H258V216H259ZM17 216H18V215H17ZM25 216H26V217H25ZM72 216H73V215H72ZM83 216H81L80 218L82 219ZM91 216H93V214H92ZM91 216H90V217H91ZM94 216H95V214H94ZM111 216H112V215H111ZM128 216H130V215H128ZM156 216H155V217H156ZM194 216H195V213H194ZM194 216H193V217H194ZM233 216L231 215V218H232V219H233ZM262 216H263V214H262ZM13 217H15V216H13ZM13 217H12V219H13ZM46 217H47V216H46ZM57 217H58V216H56V218H57ZM117 217H118V216H117ZM155 217H152V218H155ZM176 217H177V216H176ZM215 217H216V216H215ZM237 217H238V215H237ZM252 217H253V215H252ZM263 217H264V216H263ZM10 218H11V217L9 216V218H8V219H9V220H8V223H7V222H3L2 227H1V229H0V230H2L3 228H5V229H4V232H5L6 234L10 233L9 230L12 229L11 227L14 226V225H13V226H10V223H12V222L14 223V221H15L14 219H13V221H10ZM51 218H52V216H51ZM56 218H55V219H56ZM60 218H61V220L59 219V221H62L63 218H62L61 216H60ZM64 218H65V217H64ZM91 218H92V217H91ZM110 218H111V217H110ZM115 218H116V217H115ZM124 218H126V217L124 216ZM165 218H166V219H165ZM191 218H192V216H191ZM206 218H207V216H205V219H206ZM219 218H220V217H219ZM235 218H236V217H235ZM235 218H234V219H235ZM242 218H243V217H242ZM253 218H255V217H253ZM261 218H262V217H261ZM12 219H11V220H12ZM16 219H17V218H16ZM19 219H20V217H19ZM22 219H23V216H22ZM26 219H27V218H26ZM45 219L47 220V218H45ZM93 219H94V217H93ZM116 219H117V218H116ZM127 219H128V218H126L125 220H127ZM141 219H142V218H141ZM143 219H144V218H143ZM185 219H186V218H185ZM212 219H213V218H212ZM216 219H218V217H216L215 220H216ZM223 219H224V218H223ZM20 220H21V219H20ZM42 220H43V219H42ZM42 220H41L40 222H38V221L35 222V221H34L35 224H37V225H35V226L38 227V223H39V224H40V227H42L41 225L44 224L43 221H45V220H43V221H42ZM51 220H54V216H53V218H52ZM57 220H58V219H57ZM64 220H65V219H64ZM83 220H84V219H83ZM95 220H94V221H95ZM114 220H115V219H114ZM117 220H118V219H117ZM134 220H135V219H134ZM136 220H137V218H136ZM150 220H151V221H150ZM181 220H184V219H181ZM189 220H190V218H189ZM192 220H193V219H192ZM199 220H200V218H199ZM202 220H203V219H201V221H202ZM220 220H221V219H220ZM258 220H259V219H258ZM9 221H10V223H9ZM16 221H17V220H16ZM23 221H24V220H23ZM30 221H29V222H30ZM55 221H56V220H55ZM65 221H67V220H65ZM65 221H62V222H65ZM88 221H90V220L88 219ZM130 221H131V220H130ZM148 221H149V222H148ZM157 221L159 222V224L157 223ZM163 221H164V222H163ZM201 221H200V222H201ZM203 221H204V220H203ZM216 221H217V220H216ZM216 221H215V222H216ZM232 221H233V220H232ZM232 221H230V223H231ZM20 222H21V221H20ZM25 222H26V221H25ZM25 222H24V223H25ZM32 222H30V223L32 224ZM49 222H50V219H49ZM57 222H58V221H56L55 223L57 224ZM78 222H79V221H78ZM83 222H84V221H83ZM92 222H93V221H92ZM109 222H111V225L108 224ZM127 222H128V221H127ZM142 222H144V221H142ZM187 222H188V219H187L186 223H187ZM189 222H190V221H189ZM198 222H199V221H198ZM205 222H206V221H205ZM205 222H204V223H205ZM208 222H209V221H208ZM218 222H219V221H218ZM221 222H223V221L221 220ZM18 223H19V222H18ZM30 223H27V225L30 224ZM46 223H47V222H46ZM50 223H51V222H50ZM58 223H59V222H58ZM70 223H71V222H69V224H70ZM85 223H87V222H85ZM89 223H90V222H89ZM125 223H126V222H125ZM179 223H178L177 225H179ZM224 223L226 224V221H224ZM227 223H229V222H227ZM230 223L228 224V229H229V227H230L231 224H232V223H231V224H230ZM14 224H15V223H14ZM19 224H20V223H19ZM59 224H60V223H59ZM69 224L67 223V225H69ZM82 224H83V223H82ZM93 224H94V223H93ZM95 224H96V223H95ZM190 224H192V221H191ZM194 224H195V223H194ZM197 224H198V223H197ZM215 224H216V223H215ZM218 224L221 225L220 222H219ZM11 225H12V224H11ZM20 225H21V224H20ZM22 225H24V224L22 223ZM22 225H21V226H22ZM25 225H26V223H25ZM47 225H48V224H47ZM62 225H63V224H62ZM65 225H66V224H65ZM78 225H79V224H77V225H76V224H75V225L72 224V225L69 226V228H67V229H69V230L71 229L72 231H73V230H76L75 232L78 233V231H79L80 229H81L80 231H82V228H80V227H81V226H80L81 224H80L79 226H78ZM184 225H185V224H184ZM184 225L182 226V228L184 227ZM188 225H189V224H188ZM199 225H201V223H200ZM202 225H203V223H202ZM229 225H230V226H229ZM232 225H234V224H232ZM9 226H10V227H9ZM16 226H17V225H16ZM82 226H84V225H82ZM96 226H97V224H96ZM172 226H173V224H172ZM192 226H193V225H192ZM197 226H198V225H197ZM212 226H213V225H212ZM221 226H225V225H221ZM259 226H262V225H259ZM33 227H34V226H33ZM33 227H32V229H33V231H34V230H35V229H34L35 227H34V228H33ZM49 227H51V226L49 225ZM106 227H107V226H106ZM123 227H124V226H123ZM126 227H127V226H126ZM178 227H179V226H178ZM185 227H186V226H185ZM185 227H184V229H186ZM187 227H188V226H187ZM200 227H201V226H200ZM213 227H214V226H213ZM263 227H264V226H263ZM8 228H10V229L7 230ZM13 228H14V227H13ZM38 228H39V227H38ZM42 228L44 229V227H42ZM84 228H85V227H84ZM101 228H102V227H101ZM146 228H145V229H146ZM167 228H168V227H167ZM169 228H170V226H169ZM174 228H176V227L174 226ZM189 228H190V225H189ZM193 228H194V227H193ZM201 228H202V227H201ZM222 228H223V227H222ZM226 228H227V225H226ZM226 228H225V229H226ZM231 228H232V226H231ZM231 228H230V229H231ZM233 228H234V227H233ZM233 228H232V230H230V231H232V232H230V231L228 230L230 233L228 232L229 234H227V236L224 235V237L226 236L225 238H226L227 240H228L227 237H229L228 235H230V234H231V235H234L236 232H238V233L240 232V229H239L238 231L235 232V229H237V228H235L234 230H233ZM257 228H259V227L257 226ZM261 228H262V227H260V229H261ZM40 229H41V228H40ZM53 229H54V227H53ZM53 229H51V230H53ZM63 229H64V228H63ZM85 229H86V228H85ZM118 229H119V228H118ZM180 229H181V228H180ZM184 229H183V230L181 229V231H184L183 233L185 234V232H187L188 229H187L186 231H185ZM197 229H198V228H197ZM203 229H204V228H203ZM260 229H259V230H260ZM6 230H7V231H6ZM15 230H16V229H15ZM41 230H42V229H41ZM41 230H40V231H41ZM54 230H56V229H54ZM106 230H107V229H106ZM120 230H121V229H120ZM126 230H127V229H126ZM158 230H157V232H158ZM165 230H166V228H165ZM12 231H13V230H12ZM30 231H32V230H30ZM30 231H29V232H30ZM35 231H36V230H35ZM37 231H39V229H38ZM37 231H36V233H31V234L28 233L29 235L26 234L27 236H24L23 234H22V235H19L20 232H19L17 235H16V233H15V235H13L12 233H10V234H12L13 236L11 235L12 238H9V239H12V240L15 241V242H17V241H19V242H23L24 245H25V244L27 245V246L25 245V246H26V247H25L26 249L28 248V245H30V246H29L30 248H31V246H32V247L35 249V248L38 247V245L40 244V243L38 242V239H39V237H40V234L44 235L42 231H41L42 233H38ZM44 231H45V230H44ZM67 231H68V230H66V231H64V232H67ZM80 231H79V232H80ZM83 231H84V230H83ZM101 231H102V230H101ZM145 231H146V230H145ZM168 231H169V230H168ZM196 231H197V230H196ZM196 231H195V232H196ZM198 231H200V230H198ZM203 231H204V230H203ZM218 231H219V230H218ZM233 231L235 232L234 234H233ZM257 231H258V230H257ZM13 232H14V231H13ZM17 232H18V231H17ZM46 232H47V231H46ZM64 232H63V233H64ZM73 232H74V231H73ZM116 232H117L118 235H119V230L116 231ZM157 232H156V234H157ZM207 232L210 233L211 231L208 230ZM226 232H227V231H226ZM5 233H3V235H4ZM21 233H22V232H21ZM21 233H20V234H21ZM63 233H61V234L57 233V234H58V235H62ZM70 233H72V232H70ZM83 233H84V232H83ZM106 233H107V232H106ZM134 233H135V232H134ZM143 233H144V235H143ZM143 233H142L141 235H139L140 238H139L138 241L143 242V244H144L145 241H147V244L152 245V246H150V245H149V246H150V248H151V247L153 248V249H151V250L155 253V255H156V254H159V253H160V254H161V253H162V254H163V253L165 254V253H169V252L174 254V252H176V251H178V252H179V250L182 251V250L180 249V247H176V244H177V243H176L175 245H173V244H174L173 242L175 241V239H176V242H177V238H176V237L174 238V237H171V235H170V237L173 239V242H172L173 244L168 245L167 242L169 241V239H168V241L165 240V239L162 240V241H158V240H157V239L159 238V237H158L157 239L149 240V238H150L151 236H150V235L147 236L148 233H147V234H146L145 232H143ZM183 233H182V236H183ZM188 233H189V232H188ZM190 233H191V231H190ZM192 233L194 234L193 231H192ZM201 233H202V232L200 231L199 234H201ZM203 233H204V232H203ZM205 233H206V232H205ZM213 233H214V232H213ZM238 233H237V234H238ZM1 234H2V233H1ZM51 234H52V233H51ZM51 234H50V236H51ZM65 234H66V233H64L63 235H65ZM73 234H74V233H73ZM81 234H82V233L78 234V238H82V237H79V235L81 236ZM85 234H86V233H85ZM85 234H84V235H85ZM120 234H121V231H120ZM145 234H146V235H145ZM174 234H175V233H174ZM176 234H177V233H176ZM180 234H181V232L179 233V235H180ZM193 234H192V235L190 234V236H191V237H194ZM196 234H198V233H196ZM196 234H194V235L197 236ZM42 235H41V237L44 239L45 237H43ZM46 235H47V233H46ZM46 235H45V236H46ZM48 235H49V233H48ZM52 235H53V234H52ZM54 235H56V234L54 233ZM63 235H62V236H63ZM70 235H71V234H70ZM82 235H83V234H82ZM96 235H97V232H96ZM154 235H155V234H154ZM154 235H153V236H154ZM188 235H189V234H188ZM202 235H203V234H202ZM205 235H206V234H205ZM207 235H208V234H207ZM218 235H219V234H218ZM1 236H2V235H1ZM4 236H5V235H4ZM4 236H3V237H4ZM11 236H10V237H11ZM74 236H75V235H74ZM139 236H138V237H139ZM156 236H157V235H156ZM174 236H176V235H174ZM177 236H178V235H177ZM182 236L180 235L179 237H182ZM186 236H187V234H186ZM236 236H237V235L235 234L234 237H236ZM244 236H245V235H244ZM52 237H53V236H52ZM67 237H68V236H66V238H67ZM76 237H77V236H76ZM86 237H87V236H83L84 241H85V242H88V244H89V242H90V244L95 242V241L93 242V240H95V238L92 239V238H90V236H88L89 239H87ZM92 237H93V236H92ZM94 237H95V236H94ZM134 237H135V236H134ZM136 237H137V235H136ZM170 237H169V238H170ZM203 237H204V236H203ZM209 237H211V236H209ZM230 237H231V236H230ZM230 237H229V238H230ZM6 238H7V237H6ZM6 238H4V240H5ZM47 238H49V236H47ZM59 238H60V237L55 236L54 238H51V239L49 238L48 240H51L52 243L54 244L53 241L56 240L55 243H57V239H59ZM69 238H70V236H69ZM78 238H77V239H78ZM103 238H104V236H103ZM153 238H155V236H154ZM188 238H189V237H188ZM205 238H206V237H204V239H205ZM207 238H208V236H207ZM220 238H221V237H220ZM255 238H256V237H255ZM2 239H3V238H1V240H2ZM60 239H62V238H60ZM60 239H59V240H60ZM86 239H87V240H86ZM137 239H138V238H137ZM166 239H167V238H166ZM179 239H180V238H179ZM192 239H193V238H192ZM194 239H196V238H194ZM200 239H201V238H200ZM209 239H210V238H209ZM213 239H215V238L213 237ZM234 239H235V238H234ZM243 239H244V238H243ZM40 240H41V239H40ZM48 240H46V242H48ZM63 240H65V239H63ZM63 240H62V241H63ZM104 240H105V239H104ZM104 240H103V241H104ZM189 240H190V239H189ZM196 240H197V239H196ZM198 240H199V239H198ZM201 240H202V239H201ZM207 240H208V239H207ZM222 240H223V239H222ZM253 240H254V239H253ZM256 240H257V239H255V242H254V243H256ZM259 240H260V239H259ZM7 241L9 242V240H7ZM7 241H6V243H7ZM42 241H43V240H42ZM44 241H45V240H44ZM44 241H43V243H44ZM81 241H82V240H81ZM103 241H99V242L96 241V242L101 244ZM219 241H220V240H219ZM4 242H5V241H4ZM4 242H3V243H4ZM19 242H17V243L19 244ZM49 242H50V241H49ZM58 242H59V241H58ZM96 242H95V244L97 245ZM104 242H106V241H104ZM136 242H137V241H136ZM178 242H179V241H178ZM181 242H182V241H181ZM188 242H189V241H188ZM188 242H187V244H188ZM190 242H191V240H190ZM195 242H196V241H195ZM195 242L192 240V242L189 243V245H188V247H187V249H188V254H191V255H193V256H194V255H195V256L198 255V257H199L200 255H201V256L203 255V257H204V255H205L206 253L203 252V251L200 250V249H197V248L195 247V245H193ZM200 242H201V241H200ZM204 242H205V241H204ZM220 242H222V241H220ZM257 242H258V241H257ZM1 243H2V241H1ZM3 243H2L1 245H3ZM23 243H22V244H23ZM59 243H61V240H60ZM169 243H170V242H169ZM179 243H180V242H179ZM197 243H198V242H197ZM197 243H196V244H197ZM244 243H245V242H244ZM7 244H9V243H7ZM7 244L5 245L6 247H7ZM11 244H12V243H11ZM11 244H10V248H11ZM18 244H16V245L19 247ZM44 244H45V243H44ZM50 244H51V242H50ZM53 244H52V245H53ZM65 244H67V243H65ZM90 244H89L88 246H87V245L84 246V243H81V245H80V243H79V245H78V244H77V245L75 244V245H73V246H75V247H74V248H71V249H69V250H68L67 248H68V247L70 248L71 245L68 244V246L66 247V249H65V248H64V249L67 250V251H70V252H72V250H75V251H76V252L74 253L75 256H77V257H79V258L81 257V259H82V258H85L84 256L87 255V254H89L90 251L92 250V249L89 247V246H91ZM95 244H92V245L96 246ZM209 244H212V243H209ZM235 244H236V243H235ZM235 244H234V245H235ZM256 244H257V243H256ZM261 244H263V242H261ZM40 245H41V244H40ZM40 245H39V246H40ZM46 245H47V244H46ZM59 245H60V244H59ZM103 245H104V244H103ZM137 245H138V243H137ZM180 245H181V244H180ZM180 245H179V246H180ZM207 245H208V244H207ZM229 245H230V244H229ZM232 245H233V244H232ZM232 245L230 246L231 248L234 246V245H233V246H232ZM248 245H250V244H248ZM248 245H245V246H248ZM253 245H254V244H253ZM5 246H4V247H5ZM14 246H15V244H14ZM20 246H21V245H20ZM60 246H61V245H60ZM100 246H101V245H100ZM108 246H109V245H108ZM128 246H129V244H128ZM174 246H175V247H174ZM181 246H182V245H181ZM186 246H187V245L184 246V244H183V247H186ZM243 246H244V245H243ZM250 246H251V245H250ZM254 246H255V245H254ZM258 246H261L260 243L258 244ZM6 247H5V248H6ZM23 247H24V246H23ZM23 247H22V248H23ZM47 247H49V246H47ZM98 247H99V246H98ZM111 247H112V246H111ZM126 247H127V246H126ZM138 247H139V246H138ZM146 247H148V246H146ZM236 247H237V246H236ZM256 247H257V246H256ZM256 247H255V248H256ZM2 248H3V247H2ZM2 248H0V249H2ZM7 248L9 249V245H8ZM16 248H17V247H16ZM20 248H21V247H20ZM25 248H24V249H20V250H22V252H21L22 254H23V252H24L23 250H25ZM39 248H40V247H39ZM39 248H38V249H39ZM43 248H44V247H43ZM109 248H110V247H109ZM121 248H122V247H121ZM130 248H131V245H130ZM139 248H141V247H139ZM148 248H149V247H148ZM200 248H201V246H200ZM225 248H226V246H225ZM233 248H234V247H233ZM237 248H239V247H237ZM241 248H242V247H241ZM245 248H246V247H244V249H245ZM247 248H249V247H247ZM253 248H254V247H253ZM11 249H13V250L15 251V249L13 248V246H12ZM11 249H9V251H10ZM17 249H18V248H17ZM40 249H41V248H40ZM45 249H46V248H45ZM47 249H48V248H47ZM111 249H112V248H111ZM111 249H110V250H111ZM201 249H202V248H201ZM228 249H229V248H228ZM242 249H243V248H242ZM250 249H252V248H250ZM263 249H264V248H263ZM13 250H11V251H13ZM27 250H28V249H27ZM27 250H26V251H27ZM31 250H32V249H31ZM108 250H109V249H108ZM110 250H109V251H110ZM113 250H114V249H113ZM120 250H122V249H120ZM120 250H119V251H120ZM204 250H205V248H204ZM235 250H236V249H235ZM238 250H239V249H238ZM247 250H248V249H247ZM253 250H254V249H253ZM9 251H8V252H9ZM26 251H25V252H26ZM29 251H30V250H29ZM32 251H33V250H32ZM111 251H112V250H111ZM116 251H117V250H116ZM116 251H115V252H116ZM119 251H118V252H119ZM129 251H130V250H129ZM139 251H141V250H139ZM139 251L137 250V252H139ZM223 251H224V250H223ZM223 251H222V254H221L220 256H222V258H223V256H224L223 259H225V257L228 256V252L226 253V252H223ZM236 251H237V250H236ZM239 251H240V250H239ZM3 252H4L3 250H0V255H2ZM8 252H6V253H8ZM65 252H66V251H65ZM121 252H122V251H121ZM121 252H120V253H121ZM131 252H132V251H131ZM232 252H233V251H232ZM234 252H235V251H234ZM6 253H4V254H6ZM9 253H10V252H9ZM67 253H69V252H67ZM93 253H95V252H93ZM93 253H92V254H93ZM128 253H129V252H128ZM132 253H134V252H132ZM135 253H136V252H135ZM185 253H186V251H185ZM204 253H205V254H204ZM229 253H230V251H229ZM240 253H241V252H240ZM248 253H249V252H248ZM258 253H259V252H258ZM4 254H3V255H4ZM22 254H21V255H22ZM27 254H28V253H27ZM32 254H33V253H32ZM55 254L58 256L59 253L57 254V252H56V253L54 252V255H55ZM71 254H73V253H71ZM143 254H144V253H143ZM143 254H142V256H143ZM151 254H152V253H151ZM160 254H159V255H160ZM164 254H163L162 256H164ZM212 254H213V253H212ZM232 254H235V253H232ZM3 255H2V256H3ZM25 255H26V254H25ZM29 255H30V254H29ZM34 255H35V254H34ZM48 255H49V254H48ZM60 255H61V254H60ZM69 255H70V254H69ZM69 255H67V256H69ZM93 255H94V254H93ZM139 255H140V254H139ZM167 255H168V254H167ZM171 255H172V254H171ZM171 255H169V256H171ZM206 255H207V254H206ZM208 255H209V254H208ZM208 255H207V256H208ZM263 255H264V254H263ZM11 256H12V255H11ZM35 256H36V255H35ZM49 256H50V255H49ZM120 256H121V255H120ZM137 256H138V254H137ZM146 256H147V255H146ZM150 256H151V255H150ZM152 256H153V255H152ZM165 256H166V254H165ZM193 256H192V257H193ZM201 256H200V257H201ZM212 256H213V255H212ZM5 257H6V256H5ZM12 257H13V256H12ZM58 257H60V256H58ZM70 257H71V256H70ZM72 257H73V256H72ZM72 257H71V258H72ZM95 257H96V256H95ZM97 257H98V256H97ZM166 257H168V256H166ZM214 257H215V256H214ZM9 258H10V257H9ZM9 258L7 257V260H5L3 263H1L3 260H2V261L0 260V264H21V263H22V258H21V262H20V263H16V261L14 262V259H15V258H14V259H9ZM79 258H78V259H79ZM86 258H87V257H86ZM88 258H89V257H88ZM92 258H94V256H93ZM143 258L145 259V256L142 257V260H144ZM147 258H150V257H147ZM151 258H154V256L151 257ZM151 258H150L148 261H150ZM171 258H172V256L170 257V259H171ZM194 258H195V257H194ZM204 258H205V257H204ZM211 258H212V257H211ZM0 259H1V258H0ZM3 259H5V258L3 257ZM23 259H24L25 261L30 262L29 264H31V263L34 264V262H37L38 264H47V263L49 264V262L52 260V258H50V257H48V256H47L46 258H44V257H40V258L37 257V258H35V257L32 255V256H27V257L24 258V254H23ZM90 259H91V258H90ZM95 259H97V258H95ZM95 259H94V260H95ZM160 259H161V258H160ZM163 259H164V258H163ZM199 259H200V258H198L197 260L199 261ZM206 259H207V258H206ZM220 259H221V257H220ZM259 259H260V258H259ZM82 260H83V259H82ZM167 260H168V259H167ZM181 260H182V259H181ZM215 260H217V259H215ZM225 260H227V259H225ZM235 260H236V259H235ZM58 261H59V260H58ZM60 261H61V260H60ZM78 261H79V260H78ZM80 261H81V260H80ZM148 261H147V262H148ZM158 261H159V260H158ZM158 261H156V259H155V260L150 261V263H151V264H158ZM164 261H165V260H164ZM233 261H234V260H233ZM260 261H261V260H260ZM260 261H259V262H260ZM23 262H24V261H23ZM53 262H54V260H53ZM53 262H51V263H53ZM138 262H139V261H138ZM138 262H137V263H138ZM145 262H146V261H145ZM190 262H191V263H194V262H192L191 260H190ZM251 262H252V261H251ZM37 263H36V264H37ZM54 263H55V262H54ZM60 263H61V262H60ZM79 263H80V262H79ZM89 263H90V262H89ZM89 263H88V260L85 261V259H84V262H81V264H89ZM150 263H147V264H150ZM163 263H164V264H167L166 261L163 262ZM182 263H183V262H182ZM185 263H186V262H185ZM23 264H24V263H23ZM135 264H136V262H135ZM138 264H139V263H138ZM140 264H141V261H140ZM168 264H169V263H168ZM178 264H179V262H178ZM210 264H211V263H210ZM220 264H222V263H220ZM224 264H225V263H224ZM242 264H243V262H242ZM255 264H257V263H255ZM262 264H263V263H262Z\"/></svg>", "mask_w": 264, "mask_h": 264}]
</instances>
